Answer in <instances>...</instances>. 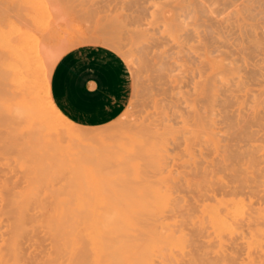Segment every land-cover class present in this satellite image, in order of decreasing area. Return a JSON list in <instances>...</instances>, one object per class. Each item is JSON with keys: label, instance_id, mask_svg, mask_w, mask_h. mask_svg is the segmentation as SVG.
I'll list each match as a JSON object with an SVG mask.
<instances>
[{"label": "rangeland", "instance_id": "374dc122", "mask_svg": "<svg viewBox=\"0 0 264 264\" xmlns=\"http://www.w3.org/2000/svg\"><path fill=\"white\" fill-rule=\"evenodd\" d=\"M191 1V0H190ZM189 0H0V39L2 38L4 41H5V44H4V41H3V43H2V41H0V90H2V92H1V94L3 95V96H5V97H8V98H10L11 100H13V101H19V102H16L17 104L19 103L20 104V101L22 102L23 100L22 99H24V101L26 102H22L21 103V105L23 106V108H25L27 105L28 106H32V108H33V110L34 109H37V108H39V110H40V108L42 109V110H40V111H42V112H44V110H43V108L45 109L46 107L48 108V105H49V108H52L51 110H49V108H48V110H47V108H46V110L47 111H45L46 113L47 112H49V114H52V113H54V114H52V118H53V116L54 115H58V117H60V116H63L65 119H63V117H60V119L62 120V121H60V119H59V124L61 125H59V127L61 128V129H64V128H62V127H64L65 125H66V127H67V130L68 129H75L74 131H79V132H81L82 131V133H84L83 135H84V139H86V140H84L82 137H80L81 139H79L80 141L79 142H81V143H84V144H88V147L87 146H85V147H83V145L82 146H79L78 148H80V149H77L76 148V154H77V156L75 155V154H73V150H70V149H64V151H62L61 152V155L60 154H58V161H56L55 159L56 158H54V159H47V162L49 161V163H47V164H45L46 163V160H44L45 161V163H41V162H38L39 164H38V167H36V166H34V167H31L32 169H30V168H28V167H25V166H22L23 165V163L22 162H18V157H17V155L15 154V153H17L18 151H19V149H20V147L18 148V147H16V146H18V144H17V142H15V140L14 139H16L15 138V136L17 137L18 135H20V136H18V138L17 139H19V140H16V141H20V140H22L21 138V136L23 135H21L20 134V132H21V130H22V125H20L21 124V122L19 123H16V125H14L15 123L14 122H11L9 119V115L7 116V112L5 113V111L3 110V112L5 113L4 115H5V117H6V120H5V123H3V128L8 132V135H7V133H6V135H4V136H1L0 138V143H1V145L2 146H0V174H1V176H0V190H2L3 188V190L5 191H7V192H4L3 190H2V192L4 193V194H7L8 196H14V194L15 193H18V192H21V193H29L30 192V194H33V193H39V195L41 196L40 197V199H39V197H37V199L36 200H30V202L29 201H23L24 203H26V202H28V203H33V204H35V202L37 203H44V204H47L49 201L51 202V203H55V201H54V197H56V195L57 196H60L61 195V192L60 191H63V190H61L60 188H62V185H66V186H68L67 184H66V182H68L69 181V183L71 184V186H72V184H74L73 185V189H74V187H75V184L78 182L77 180H75V179H77V178H79L78 180H79V182H80V180H81V178L82 177H75L74 175L76 174V173H78V172H82V170L80 169L81 167H82V169H83V167H85V166H87L88 165V163L90 162H93L92 164H89V166H91V167H93V166H95L94 168H96L97 167V169L101 166L102 167V165H103V163H107L106 165H108L109 167H108V169H106L107 171H106V174H107V172H110L111 173V175H110V173H109V175H107L106 177H103V178H95V177H93V176H91L92 174H86V172L84 171V173H85V175H84V173H79V175L81 174L82 176H84L85 177V180L86 181H84V178H82L83 180L82 181H84L83 183L81 182V183H78L77 185H80L81 184V188H83V186H84V189H81V190H79V188L78 189H75L76 191L77 190H79V192H83V191H86L87 190V187L89 186L90 187V189H89V187H88V191H95V190H102V188L100 187V184H102L103 182H107V184H106V186H105V183H103L101 186H103V188H109V186H110V184H112V183H114L113 181H115L116 179H117V176H118V173H116L115 175L113 174L112 175V173H114V170L117 168L116 166L118 165V163H120L121 161V164L122 163H124L125 161H123V160H125V159H123V158H125V157H127L126 159L130 162V164H128V165H130L129 167H128V165H126V167H125V170H127V171H125L124 173L122 172H119V174L121 173L122 174V176H123V179H122V177H119L120 178V183L118 182L119 180H116L119 184H122V182H121V179L122 180H124V176H126V172L128 173V175L129 174H134V176L132 175L131 177H132V179H136L137 181V185H139V186H137L136 185V187H135V185L133 184H131V182L133 181V180H129L128 179V181H129V183L126 181V184H122L123 185V187H125L124 185H128V184H130L131 185V187L133 186V187H135V188H137L138 189V191H136V189H134L135 191H136V193L139 195V197H140V199L141 198H143V199H145V198H147V199H145L144 200V203L142 202V204H152L154 201V199L158 196V193L159 192H166V193H170V191L172 190V189H174V190H179V184L180 183H178L177 184V179H178V177L180 176V174H181V172H183L184 173V175H185V172L187 171V164H186V151H184L185 150V143H184V141H183V143L182 142H180L179 143V140L180 141H182V140H184V138H182V140H181V138H178V137H182V133L186 136V134L187 133H184V132H186V131H184V130H186L185 128H183L182 126H181V122L178 120V118H177V116L174 118L173 117V119H172V116H174V113H171L172 115H170V111L172 110V112H173V107L175 106V105H177L178 104V102H180L179 101V97H180V95L179 94H183L184 92L187 94V89H188V78H187V74H186V70H183V68L182 67H180L179 65H177V63L176 62H174V57L175 56H180L181 55V57H182V59H184V60H189L190 59V61H191V58H194V59H192V60H194V61H196V62H200V61H203L204 60V62L203 63H201L200 65H201V68L203 69V67L202 66H206L205 67V69H203V71H204V77H206V78H208V80H210L211 82H215L216 84H217V86L215 87V89H214V91H213V94L211 93V92H208L207 93V97H206V105L208 104L210 107H212V105L213 106H215L216 105V107H214V108H216V109H218V108H222L223 107V105L225 104V105H227V107L228 108H230V107H232L233 109H235L236 107V109H238V108H243L244 107V109L242 110V112H241V114H243L244 112H245V110H246V108H247V110H248V108H249V106H250V108L252 107V105H254V102L252 101V99L254 98L252 95H255V94H264V0H222L223 1V3H222V1L221 0H215V2H217V4H215L213 1V3H211V1H209L210 2V4L211 5H217V7L219 6V9L217 10V8H215L216 10L214 11V7L212 6L211 7V5L209 4V6H206V4L207 3H209V2H206V1H204V0H200V2H202V1H204V2H206V4H204V6L205 7H209V9H206L204 6H201L202 5V3L200 4V2H199V0H194L195 1V3L197 2V3H199V6L201 7V8H203V9H200V7L198 6V4L196 3L195 5H194V2H190ZM208 1V0H207ZM219 1V2H218ZM221 1V2H220ZM189 2V3H188ZM193 3V4H192ZM188 4H190V5H188ZM157 5V6H156ZM192 6V7H191ZM194 6V7H193ZM197 6V7H196ZM260 6V7H259ZM180 9H179V8ZM192 8V9H191ZM222 8V9H221ZM238 10H237V9ZM179 9V10H178ZM194 9V10H193ZM171 10V11H170ZM175 10H178V12L177 11H175ZM183 10H188V11H190V12H188V13H191L190 15H192V13L194 12V11H196V12H194V18L192 17H190V15L188 16L186 13V11H185V13H184V11ZM193 10V11H192ZM198 10H199V12H198ZM165 11V12H164ZM166 11H167V13H166ZM192 11V12H191ZM238 11V12H237ZM156 13V14H155ZM166 13V14H165ZM181 13L183 14L184 13V15H181ZM204 13L206 14V15H204ZM208 13H210V14H212V15H214L213 16V19H212V17H211V19H209L208 17H210L209 15H208ZM171 14V15H170ZM186 14V15H185ZM168 15H170V16H168ZM180 15H181V17H180ZM201 15H202V17H201ZM203 15H204V17H203ZM208 15V16H207ZM172 16V17H171ZM177 18H176V17ZM207 16V17H206ZM165 17H167L166 18V20L164 19ZM171 17V18H170ZM183 17H184V19H183ZM190 19H189V18ZM196 17H199V18H196ZM219 17H221L220 18V20L218 19ZM253 17V18H252ZM174 18H176V19H179L180 18V20L182 21V20H185V21H183V23L182 22H180V21H178V20H176V19H174ZM200 18L201 19H203V21L204 22H199V21H197V20H200ZM214 18H216V20H214ZM195 21H194V20ZM223 19V20H222ZM234 19V20H233ZM152 20V21H151ZM169 20V21H168ZM190 20V21H189ZM207 20L209 21H212V22H207ZM239 20V21H238ZM160 21V22H159ZM173 21H175L177 24H179V26L177 27V26H174V25H177L176 23H174ZM186 21H188L187 22V25H185L186 24ZM200 21H202V20H200ZM215 21H217V22H215ZM242 21V22H241ZM254 21V22H253ZM167 24H166V23ZM227 22V23H226ZM156 23V24H155ZM169 23V24H168ZM171 23H173V24H171ZM185 23V24H184ZM155 24V25H154ZM183 24V26L185 25L186 27H182L181 25ZM199 24V25H198ZM173 25V26H172ZM225 25V26H224ZM239 25V26H238ZM248 25V26H247ZM167 26V27H166ZM195 26V27H194ZM169 27H171V28H173V27H175V30H173L172 29V31H171V29L169 28ZM189 27V28H188ZM219 27V28H218ZM237 27V28H236ZM250 27V28H249ZM22 28V29H21ZM170 30H169V29ZM18 29H20V30H18ZM167 31H166V30ZM241 29V30H240ZM263 31H262V30ZM153 30V31H152ZM170 32H169V31ZM188 30H189V32H188ZM197 32H196V31ZM223 30V31H222ZM232 30V31H231ZM260 30V31H259ZM34 33H33V32ZM146 31V32H145ZM173 31L176 33V31H177V34H175V33H173ZM181 31V32H180ZM219 31V32H218ZM255 31V32H254ZM262 31V32H261ZM27 32V33H26ZM30 32V33H29ZM210 32V33H209ZM253 32V33H252ZM21 34V35H19V34ZM24 33V34H23ZM146 33V34H145ZM171 33H173L172 35H171ZM218 33V34H217ZM228 33V34H227ZM17 34H18V36H17ZM150 34V35H149ZM186 34V35H185ZM28 35V36H27ZM162 35V36H161ZM165 35H166V37H165ZM168 35V36H167ZM178 37H177V36ZM230 35V36H229ZM236 35V36H235ZM256 35V36H255ZM14 36L17 38H15L14 39ZM22 36H25V38H26V40H25V38L23 37V38H20V37H22ZM164 36V37H163ZM172 36V37H171ZM175 36V38L177 37V39L175 40V38L173 39V37ZM200 36V37H199ZM221 36H223V37H221ZM258 36V37H257ZM7 37V38H6ZM34 37V38H33ZM144 37V38H143ZM154 37H155V39H154ZM159 37H161V38H159ZM169 37H171V38H169ZM199 37V38H198ZM202 37V38H201ZM234 37V38H233ZM244 37V38H243ZM33 38V39H32ZM164 38V39H163ZM168 38L169 39H171L173 42L171 43V40H168ZM224 38V39H223ZM1 39V40H2ZM140 39V40H139ZM161 39H163V40H161ZM166 39H167V41H168V43H170V44H166V43H164V42H162V41H165V42H167L166 41ZM217 39V40H216ZM223 39V40H222ZM236 39H237V41H236ZM29 40V41H28ZM230 40V41H229ZM242 40V41H241ZM158 41V42H157ZM170 41V42H169ZM180 41V42H179ZM253 41V42H252ZM18 42H19V44H18ZM23 42H25L24 44H23ZM33 42V43H32ZM162 42V43H161ZM197 42V43H196ZM237 42V43H236ZM7 43V44H6ZM35 43V44H34ZM40 43H41V45H40ZM86 43H98V44H103V45H106V46H108V47H111V48H113L114 50H116L117 52H119L123 57H124V59L126 60V62H127V64H128V68H129V76H130V78H129V87H128V94H127V100H126V105H125V108H124V110H123V112L117 117V118H115L114 120H112V121H110V122H108V123H106V124H102V125H97V126H87V125H83V124H79V123H77V122H75V121H73L72 119H70L66 114H64L63 112H62V110L57 106V104L55 103V101H54V99H53V96H52V91H51V76H52V74H50V72H53V69H54V67L53 66H55V64L57 63V61L59 60V58L64 54V53H66L68 50H70V49H72V48H74V47H76V46H79V45H81V44H86ZM159 43H160V45H159ZM177 43V44H176ZM217 43V44H216ZM219 43V44H218ZM2 44H4V45H2ZM19 46H18V45ZM21 44H23L24 45V48H23V45H21ZM33 44V45H32ZM45 44V45H44ZM177 45V46H179V48H178V50H175V51H173V46L174 45ZM187 46L186 48H188V47H190L189 49H190V53H189V49H187V51H188V54H187V52H186V48L185 49H183L184 51H185V53H184V51H182V48H183V46ZM186 44V45H185ZM188 44V45H187ZM240 44V45H239ZM28 45H29V47H30V49H29V51H30V53L28 52V48H26V47H28ZM165 47H164V46ZM169 45H170V47H172V48H170L169 47ZM175 45V46H176ZM189 45H191V46H189ZM200 45H201V47H200ZM38 46V47H37ZM43 46V47H42ZM194 46V47H193ZM232 46V47H231ZM235 46V47H234ZM13 47H15L16 48V50H18V51H21L20 53L21 54H23V49H24V51L25 52H27V53H29L30 54V61H31V64L33 65H31L30 64V62H29V60H28V56L25 54H23V55H20L19 57H18V54H16L15 52H16V50H15V48H13ZM21 48L20 50L18 49V48ZM49 47H51V48H54V49H59V54L60 55H58V56H55L54 58H51V60L54 62V64H51L52 66L50 67L49 66V68H50V71H48L47 70V65H49L50 63H51V61L50 60H48V58H47V56H46V54L44 53L45 52V50L46 49H48ZM167 47L169 48V50L167 49ZM193 47V48H192ZM213 47V48H212ZM34 48H35V50H37L36 52H35V50H34ZM167 49V50H166ZM174 49H177V47H175ZM209 49V50H208ZM212 49V50H211ZM259 49H261V50H259ZM11 50H14V51H11ZM33 50H34V52H33ZM195 50V51H194ZM238 50V51H237ZM17 51V52H18ZM181 51V52H180ZM11 52H13V54H11ZM180 52V53H179ZM204 52V53H203ZM257 52V53H256ZM35 53V54H34ZM173 53V54H172ZM175 53V54H174ZM170 54V55H169ZM177 54V55H176ZM187 54V55H186ZM201 54H203V55H201ZM238 54V55H237ZM262 54V55H261ZM14 56V58H13V56ZM37 55V56H36ZM45 55V56H44ZM169 55V56H168ZM172 55V56H171ZM186 55V56H185ZM216 55V56H215ZM24 56V57H23ZM36 56V57H35ZM42 56V57H41ZM20 57H23L24 59H23V61H24V63H22V61H21V58ZM26 57V58H25ZM44 57V58H43ZM190 57V58H189ZM227 57V58H226ZM239 57V58H238ZM3 60H5V61H3ZM12 58L13 59H15V60H12ZM17 58V59H16ZM32 58V59H31ZM35 58V59H34ZM45 58H47V59H45ZM231 58V59H230ZM196 59V60H195ZM201 59H203V60H201ZM224 59L225 60H227L228 59V62L227 61H224ZM17 60H19V61H17ZM49 61V63H47V61ZM200 60V61H199ZM233 60V61H232ZM236 60H237V62H236ZM15 62V65L17 64L18 66H16V67H14V68H17V67H19V68H21V66L23 67L24 66V69L26 68V69H28V66H32L31 68H33L34 67V69H35V72H33L34 71V69H33V71L31 72V71H28L29 72V74H27V75H30V77H28L27 75H26V73H28L27 72V70L25 69V70H23V72L25 71V73H24V75L25 76H27V77H23L24 75H23V72H20L21 74H19V72L18 73H16L17 72V70L19 71V68H17V69H12V67L13 66H11L10 65V63H12V62ZM26 61H28L29 62V64H27L26 63ZM38 61V62H37ZM230 61L232 62V64H228V63H230ZM7 62V63H6ZM17 62V63H16ZM35 62V63H34ZM56 62V63H55ZM225 62H227V63H225ZM242 62H245V64L244 63H242ZM251 63V64H249L248 65V63ZM256 62H259V63H261V64H259V63H256ZM9 63V64H8ZM22 63V65L20 66V64ZM239 65V66H237V64ZM14 64V63H13ZM24 64V65H23ZM25 64H27V65H25ZM47 64V65H46ZM225 64H226V66H225ZM241 64V65H240ZM255 64V65H254ZM2 65H3V67H2ZM41 65V66H40ZM44 65H46V66H44ZM210 67H208V66ZM229 67H228V66ZM252 67H251V66ZM4 66H6V67H4ZM234 66V67H233ZM255 68H254V67ZM263 66V67H262ZM10 67H11V69H10ZM224 67H226L225 68V70H224ZM234 70H232L231 68ZM240 67V68H239ZM2 68V69H1ZM9 68V69H8ZM31 68L29 67V69L31 70ZM209 68V69H208ZM227 68L229 69L228 71H230V72H232V73H234V74H232V73H230L229 75H228V71H226L227 70ZM239 70H238V69ZM23 69V68H22ZM22 69H20V71L22 70ZM231 69V70H230ZM235 69L236 70H238V74L240 75L239 76V79H237L238 78V74H237V71H235ZM262 69V70H261ZM4 70V71H3ZM13 70H15V72L13 71ZM167 70V71H166ZM182 70V71H181ZM207 70V71H206ZM222 70V71H221ZM44 71V72H43ZM168 71H169V73H171V75L168 73ZM216 71V72H215ZM218 71V72H217ZM222 72V74H221V72ZM224 71H225V73H224ZM245 71V72H244ZM248 71V72H247ZM3 72V73H2ZM8 72V73H7ZM47 72H48V74H47ZM215 72V73H214ZM240 72V73H239ZM242 72V73H241ZM31 73H32V75H31ZM185 73V74H184ZM213 73V74H212ZM227 73V74H226ZM246 73V74H245ZM43 74V75H42ZM47 74V75H46ZM170 76H169V75ZM221 75L222 76V78H221V76H220V78L219 77H217V76H215V75ZM241 74H243V75H241ZM15 77H20V79L22 78H26V80L24 79V80H17V79H19V78H15ZM16 75H18V76H16ZM34 75H36V78H32V76L33 77H35ZM181 75V76H180ZM185 75V76H184ZM214 75V76H213ZM224 75H227L226 77L224 76ZM245 75V76H244ZM257 75V76H256ZM7 76V77H6ZM11 76H13V77H11ZM42 76V77H41ZM45 76V77H44ZM48 76V77H47ZM224 76V77H223ZM233 76V77H232ZM234 76H236V77H234ZM173 77L175 78V80H173ZM186 77V78H185ZM216 77H217V79H216ZM230 77V78H229ZM242 77V78H241ZM257 77H260V78H258V80H256L257 79ZM7 78H9V80L7 79ZM11 78H13V80L12 81H16L17 82V85L15 84L16 82H14V84H13V82L11 81ZM15 78V79H14ZM28 78H30V79H28ZM42 78V79H41ZM45 78V79H44ZM232 78V79H231ZM37 79V80H36ZM180 79V80H179ZM187 79V80H186ZM215 79V80H214ZM218 79H220V80H218ZM222 79H224V81H222L223 83L224 82H226L225 84H222V83H220L221 82V80ZM241 79V80H240ZM261 79V80H260ZM27 80H29V81H27ZM34 81V80H36V82L35 83H38L37 85H39L38 86V88H34V86L35 87H37V85L36 84H34V82H32V81ZM48 80V81H47ZM179 80V81H178ZM183 80V81H182ZM186 80V81H185ZM214 80V81H213ZM217 80H218V82H217ZM226 80V81H225ZM234 82H233V81ZM243 80V81H242ZM254 80L256 81V82H254ZM6 81V82H5ZM38 81V82H37ZM220 81V82H219ZM228 81V82H227ZM239 83H238V82ZM259 81V82H258ZM24 82H25V84H24ZM27 82H29V83H27ZM42 82V83H41ZM49 82V83H48ZM179 84H178V83ZM182 82V83H181ZM261 82H263V83H261ZM4 83V84H3ZM31 83V84H30ZM33 83V84H32ZM43 83H48V85H46V84H43ZM151 83V84H150ZM185 83H186V86H185ZM234 83H236V84H234ZM241 83V84H240ZM245 83V84H244ZM18 84H20L21 85V87L19 86V87H16V86H18ZM22 84H24V86H23V88H22ZM178 84V85H177ZM227 84H229V85H227ZM248 84V85H247ZM260 86H258V85ZM26 85V86H25ZM28 85H31V86H28ZM32 85H34L33 87H32ZM222 85H224V86H222ZM234 85V86H233ZM252 85H253V87H252ZM176 86V87H175ZM177 86H179V88L177 87ZM230 86H232V87H230ZM244 86H246V88L244 87ZM16 87V88H15ZM25 87H27L28 89L29 88H31L30 90H28L27 88V90L29 91V93H30V95H28V93L26 92V94H24V93H22L21 94V96H20V98H17L19 95H20V93L18 94L17 92L19 91V92H25V90H24V88ZM44 87H46V88H44ZM173 87V88H172ZM175 87V88H174ZM221 87H224V88H221ZM226 87V88H225ZM234 87V88H233ZM250 87V88H249ZM252 87V88H251ZM255 87H257V88H255ZM14 88V89H13ZM34 90H33V89ZM41 88V89H40ZM44 88V89H43ZM178 88V89H177ZM221 88V89H220ZM229 88V89H228ZM242 88V89H241ZM254 88V89H253ZM16 89V90H15ZM17 89H18V91H17ZM20 89H21V91H20ZM23 89V90H22ZM36 89V90H35ZM179 89H181L180 91L182 92H179ZM223 89V90H222ZM231 89V90H230ZM233 89H234V91H233ZM252 90V91H250V90ZM31 90H33V92L31 91ZM45 90L48 92L49 91V93H44L45 92ZM177 90V91H176ZM225 90V91H224ZM17 91V92H16ZM38 91H40L39 93H38V95L36 94ZM184 91V92H183ZM220 91H222V92H220ZM227 91V92H226ZM233 92V93H231V95H230V93H228V92ZM245 91V92H244ZM254 91V92H253ZM35 92V93H34ZM154 92V93H153ZM179 93V94H177V93ZM253 94H252V93ZM33 93V94H32ZM51 93V94H50ZM175 93V94H174ZM184 93V94H185ZM210 93V94H209ZM215 93V94H214ZM217 93V94H216ZM224 95V97H223V95ZM241 93V94H240ZM247 93H248V95H247ZM35 94V95H34ZM48 94H50L49 95V97H47V98H50V100H51V98L53 99V100H51L52 101V103H50L49 104V101H48V104H47V98H46V96H48ZM171 94V95H170ZM212 94V95H211ZM235 94V95H234ZM250 94H252V95H250ZM26 95H28L29 97L30 96H32V97H30V98H32V99H29V101H30V105L29 104H27V103H29V101L27 100L29 97L27 96V99H26V97H24V96H26ZM44 95V96H43ZM177 95H179V97L177 96ZM232 95H233V97H232ZM238 95H239V97H238ZM245 95V96H244ZM33 96L35 97V98H33ZM170 96V97H169ZM216 96V97H215ZM218 96V97H217ZM220 96V97H219ZM234 96H235V98H234ZM242 96V97H241ZM14 97V98H13ZM16 97V98H15ZM22 97H24V98H22ZM162 97V98H161ZM172 97V98H171ZM174 97V98H173ZM213 98V104L211 103V101H212V98ZM244 97H246L245 99H244ZM171 100H170V99ZM215 98H216V100H215ZM221 98L223 99L222 101H221ZM224 98H226L227 100H228V102H227V100L226 99H224ZM232 98V99H231ZM235 100H234V99ZM240 98V99H239ZM15 99V100H14ZM18 99V100H17ZM19 99H21V100H19ZM34 99V100H33ZM165 99H166V104H164L165 102ZM219 99V100H218ZM237 99H239L240 101H238ZM28 102H27V101ZM37 102H36V101ZM41 100H43V102L44 103H46V104H44ZM46 100V101H45ZM159 100V101H158ZM167 100H170L171 102V104L169 103V101H167ZM215 100V101H214ZM235 102H234V101ZM31 101L33 102H36V104L34 103H32L31 104ZM42 102V107H43V105H45L43 108L40 106V103ZM54 101V102H53ZM155 101V102H154ZM175 102V103H174ZM214 102H216V104H214ZM218 102L220 103V104H222V105H219L218 104ZM239 103V105H238V103ZM245 102H247V103H245ZM251 102V103H250ZM39 105H38V104ZM172 103H173V105H172ZM249 103V104H248ZM23 104H25V105H23ZM163 104L164 105H166V107H164L163 106ZM237 104V105H236ZM244 104H246L245 106H244ZM37 105V106H36ZM181 105H182V108H184V103H181ZM207 105V106H208ZM219 107H218V106ZM224 105V106H225ZM22 106H19V108H22ZM25 106V107H24ZM34 106V107H33ZM54 106V107H53ZM57 106V107H56ZM221 106V107H220ZM240 106V107H239ZM243 106V107H242ZM262 106H264V105H262ZM3 107V106H2ZM15 107L16 108H18V105H15ZM36 107V108H35ZM164 109H163V108ZM168 107V108H167ZM30 108V107H29ZM130 108V109H129ZM163 109V111L164 112H162V109ZM3 109V108H2ZM158 109H160V110H158ZM170 109V110H169ZM231 109V108H230ZM1 110V109H0ZM59 112H58V111ZM149 110V111H148ZM244 111V112H243ZM56 112H58V114H56ZM59 113H62V114H60L59 115ZM147 115H146V114ZM153 113V114H152ZM162 113H164V114H162ZM48 114V115H49ZM135 114V115H134ZM151 114V117H154V118H151L149 115ZM159 114V115H158ZM263 114H264V112H263ZM146 115V116H145ZM154 115V116H153ZM166 115V116H165ZM163 116V117H162ZM67 117V118H66ZM149 117V118H148ZM159 117V118H158ZM162 117V118H161ZM9 118V119H8ZM167 118V119H166ZM66 119H68V120H71V122L69 121L67 124H66V121H68V120H66ZM153 119H155V120H153ZM162 119V120H161ZM138 120V121H137ZM142 120V121H141ZM149 120V121H148ZM152 120V121H151ZM161 120V121H160ZM163 120H165V121H163ZM171 120V121H170ZM9 121V122H8ZM138 123H137V122ZM147 121V122H146ZM159 121V122H158ZM116 122V123H115ZM120 122V123H119ZM132 122H133V127H132ZM143 122H144V124H146V127H143V129H141L140 131H139V129L144 125L143 124ZM151 122V123H150ZM164 122V123H163ZM165 122H166V124H165ZM180 123V125H179V123ZM9 123H11V124H9ZM73 123V124H72ZM119 125H118V124ZM162 123V124H161ZM167 123H168V125H172V126H168L167 125ZM8 124V125H7ZM65 124V125H64ZM72 124V128H70L71 125ZM122 124V125H121ZM129 124H131L130 126H129ZM136 124V125H135ZM149 124V125H148ZM155 124V125H154ZM245 124H247V125H245ZM260 124V125H259ZM6 125V126H5ZM10 125V126H9ZM110 125V126H109ZM121 125V126H120ZM126 125V126H125ZM137 125H138V127H137ZM140 125H142L141 127H140ZM153 125V126H152ZM163 125V126H162ZM165 125V126H164ZM251 125H252V128H251ZM254 125V126H253ZM5 126V127H4ZM11 126H13L14 128L12 129V127ZM19 126H20V128H19ZM115 126H117V131L114 129L115 128ZM123 126V127H122ZM155 126V127H154ZM167 126V127H166ZM179 126H181L180 128H178ZM245 126L247 127V129L245 128ZM259 126V127H258ZM263 126H264V121L262 120V121H254V123L253 122H250V123H244V122H241V123H239V125H236V126H231L232 128L231 129H229L230 127H228V128H226V129H223L222 131H221V133L222 134H220V136H222L223 137V139H222V141H221V143L223 144V149L224 150H226L227 148H229L228 146L230 145V144H232L233 146L234 145H236V146H234V150L233 151H235L236 153H238L239 154V156L240 157H238V154H236L237 155V157H236V159H237V161H238V163H240V161L242 160L243 161V159H244V163L241 161V164H238V165H236V167H238L237 168V170L238 171H236L235 173H236V175L238 174H240L239 176H240V178L237 176L236 177V175H235V178H239L238 180H239V183L244 179H246L245 181L247 182V184H246V182L245 183H243V181H242V183H243V185L244 186H242V183H240L241 184V189L240 190H238V192H239V196L240 197H242V196H244V197H242L243 199H244V202H245V211L244 212H242L240 215H239V217H238V219H237V227L239 228L238 229V233H236L235 235H233L232 236V238L229 236V234L228 235H226L225 237V240H227V241H225V246L226 247H231L232 246V248L233 249H231V248H226L225 247V251H227L228 252V254L230 253V255H231V253H232V250H233V253H232V256H227L226 254H227V252H225V259H226V257H227V259L229 258V257H232L231 258V260H230V258H229V261L231 262L232 260L233 261H235V262H233V264H248V262L251 264V263H253V261L255 260L254 259V257H256V260L254 261V263L255 264H264V257H262V256H264V247H262L263 245H264V228L262 227V226H264V217H257L256 219H253L252 221V224H254V225H252L251 223H250V212H252V214H257V215H259V213H260V215L262 214L263 216H264V204H262V202L264 203V198H263V196H264V130H263ZM9 127V128H8ZM11 127V128H10ZM65 127V128H66ZM69 127V128H68ZM78 127H80V128H78ZM92 127H95V128H92ZM108 127H109V129H108ZM110 127H111V129H110ZM119 127V128H118ZM129 127H132L131 128V130L133 131V133L131 134V131H130V128ZM140 127V128H139ZM155 129H154V128ZM163 127H165V128H167V129H165V128H163ZM171 127V128H170ZM235 127H237V129L235 128ZM244 127V128H243ZM261 127V128H260ZM122 128H127V129H129L128 131H127V129H126V131H127V133L125 132V129H123V131H121V134H120V131H118L119 129L120 130H122ZM134 128H136V130H133ZM151 128V129H150ZM163 128V129H162ZM256 130H255V129ZM259 128V129H258ZM77 129V130H76ZM87 129V130H86ZM93 129V130H92ZM112 129H114V130H112ZM159 129V130H158ZM184 129V130H183ZM252 129H253V131H252ZM92 130V131H91ZM102 130V132H105V133H107V134H104V133H100V131ZM107 130H110V131H107ZM143 130V131H142ZM151 130V131H150ZM153 130V131H152ZM155 130V131H154ZM162 130H164V131H162ZM166 130V131H165ZM178 130H181L180 131V133H178L179 131ZM229 130H232V131H230V133H229ZM64 131H66V129L64 130ZM85 131L86 132H88V134L87 133H85ZM95 131V132H94ZM135 131V132H134ZM146 131V132H145ZM158 131V132H157ZM160 131V132H159ZM162 131V132H161ZM184 131V132H183ZM224 131H225V133H224ZM234 131V132H233ZM14 133V138H12V137H10V136H13V133ZM16 132H18L19 134H17V135H15L16 134ZM115 132V133H114ZM122 132H124V133H122ZM138 132V133H137ZM148 132V133H147ZM153 134H152V133ZM166 132V133H165ZM167 132H169L168 133V136H167ZM174 132V133H173ZM233 132V133H232ZM258 132H259V134H258ZM262 132H263V134H262ZM11 133V135L9 136V134ZM21 133H24L23 131L21 132ZM92 133V134H91ZM98 133H100V135L98 134ZM109 133L111 134V138L112 137H114V138H112V140L113 139H115L119 134V136H120V140H121V142L119 143V141L120 140H117V138H116V140H114V142L111 140V142L110 141H108V142H110V143H115L114 144V146L113 147H115L114 149H116L117 150V148H116V146L117 147H120V149L123 151H119V153H118V151L116 152V150H114L113 151V147H112V149L111 148H108L109 146H105V142H107V140H110L109 138ZM147 133V134H146ZM229 135H228V134ZM232 133V134H231ZM237 133V134H236ZM95 134L97 135V136H95ZM140 134H142V135H145V136H141ZM165 134V135H164ZM170 134V135H169ZM228 136H227V135ZM230 134H231V136H230ZM239 134V135H238ZM243 134V135H242ZM257 134V135H256ZM261 134V135H260ZM25 135V134H24ZM23 135V136H24ZM86 135H88V136H86ZM90 135L91 136H93L92 138H94L95 140H96V138L99 140H97L99 143H100V141H101V143H100V145H98V143L96 142V144H95V142L92 144V140H94V139H92V140H90ZM98 135L100 136V137H98ZM101 135H104V136H102V139H101ZM105 135H107V138H105L106 136ZM109 135V136H108ZM113 135H117V136H113ZM122 135H123V137H124V141H125V145H121V143L123 142V140H122ZM137 135H140V136H137ZM149 135V137L150 138H152V140L154 139V141H150V140H148V139H150V138H147V136ZM155 137H154V136ZM239 136V137H236V136ZM240 135L243 137V139H245V141L244 140H242V137H240ZM250 135V136H249ZM6 136H7V139H8V141L10 140V142L9 143H11V144H8V141L6 140ZM125 136H126V138H128V137H130L131 138V140H130V138H128V141H129V145L128 144H126V138H125ZM154 138H153V137ZM165 136V137H164ZM184 136V137H185ZM225 136H227L226 138H225ZM4 137V138H3ZM21 137V138H20ZM89 138V141H88V138ZM109 137V138H108ZM143 137H146L145 139L143 138ZM187 137V136H186ZM185 137V138H186ZM222 137H220V138H222ZM229 137H231V138H229ZM233 137V138H232ZM259 139H258V138ZM3 138V139H2ZM66 138V139H65ZM168 138V139H167ZM178 138V139H177ZM224 138L225 139H227V140H225V143H224ZM229 138V139H228ZM239 139V141H238V143H237V140H235V139ZM247 138H248V140H247ZM249 138H251L252 139V141H251V139H250V141H249ZM256 138V139H255ZM64 141H65V143L64 144H66L67 143V141L69 140V138L67 139V137H64ZM235 141H234V140ZM6 140V141H5ZM14 142H13V141ZM72 140H74L73 141V143H77V142H75L77 139H72ZM82 140V141H81ZM102 140H103V142H102ZM146 140H147V142H146ZM158 140L160 141V143L158 142ZM172 140V141H171ZM178 140V141H177ZM229 140V141H228ZM232 140V141H231ZM259 140V141H258ZM260 140H261V142L262 143H260ZM4 141V142H3ZM133 141H135V142H133ZM149 141V142H148ZM258 141V142H257ZM6 142V143H5ZM13 142V143H12ZM146 142V143H145ZM179 144H178V143ZM231 142V143H230ZM236 142V143H235ZM240 142V143H239ZM243 142V143H242ZM250 142V143H249ZM6 146V148H5V146L3 145V144ZM128 143V142H127ZM133 143V144H132ZM135 143V144H134ZM148 143V144H147ZM159 145H158V144ZM176 143V144H175ZM230 143V144H229ZM244 143H245V145H244ZM89 144H91L92 145V148H94V146L96 147V145L99 147H101V145H103L102 147H104L102 150H101V148L99 147H96L97 149H94V151H98L97 152V155L98 156H102V155H105V157H104V161L103 162H101L100 164L101 165H99L98 163H99V161H98V159H100L101 160V158L100 157H98L97 158V160H94L96 157L95 156H93L92 154L93 153H96V152H94L93 151V149H92V152H89V150H90V148H89ZM157 144V145H156ZM251 144V145H250ZM15 145V146H14ZM74 145V144H73ZM137 145V146H136ZM145 145V146H144ZM151 147H150V146ZM153 145V146H152ZM156 145V146H155ZM174 145V146H173ZM240 145V146H239ZM250 145V146H249ZM259 145V146H258ZM3 146H4V149H3ZM76 146V145H75ZM182 146V147H181ZM243 146V148H242V150H241V147ZM246 146V147H245ZM249 146V147H248ZM252 146L254 147V148H252ZM260 147V150H256V151H254V149H257V147ZM263 146V147H262ZM12 147H13V149H12ZM91 147V146H90ZM106 147L108 148V150H109V152H105L104 151V149H106ZM126 147V148H125ZM136 147H137V149H136ZM150 147V149H148ZM156 147V148H155ZM175 147H176V149H175ZM179 147H181V148H179ZM240 147V148H239ZM244 147H245V149H247V151L246 150H244ZM7 148L9 149V150H7ZM17 148V151L15 152V149ZM64 148V147H63ZM82 148V149H81ZM141 150H140V149ZM143 148V149H142ZM173 148V149H172ZM231 148H233V147H231ZM238 148L240 149V150H238ZM250 148H251V153H249L250 151H248V150H250ZM12 149V150H11ZM84 149H86V150H84ZM126 149V150H125ZM138 151H140L139 153L138 152H136V150ZM155 149V150H154ZM157 149V150H156ZM259 149V148H258ZM82 151L81 153L79 152V151ZM149 150V151H148ZM176 150V151H175ZM237 150L238 151H241V152H243V150H244V152L243 153H239V152H237ZM14 151V152H13ZM67 151V152H66ZM69 151V152H68ZM88 151V152H87ZM142 151V152H141ZM145 151V152H144ZM152 151V153H149V152H151ZM172 151H174V152H172ZM261 151V152H260ZM64 152V156L62 155V153ZM71 152V154L73 155V156H71L69 153ZM78 152V153H77ZM103 153V154H100V153ZM105 152V153H104ZM183 152V153H182ZM246 152H248L249 153V155L251 154V155H257L256 157H258V159L255 161V159H252L253 157H255V155L254 156H248V153H246ZM12 153H14L13 154V156H12ZM149 154V155H147V154ZM172 153V154H171ZM175 153V154H174ZM256 153H258V154H256ZM10 154V155H9ZM68 156H67V155ZM100 154V155H99ZM110 154L112 155V154H114V155H112V157L110 156ZM129 154H131V156L129 155ZM133 154V155H132ZM134 154H135V156H134ZM141 154H143V155H141ZM147 155V156H145V155ZM153 154V155H152ZM183 154H184V156H183ZM243 154V155H242ZM245 154H247L246 156H245ZM263 154V155H262ZM5 155V156H4ZM70 155V156H69ZM79 155H81L80 157H79ZM85 155V156H84ZM90 155H92L93 156V158H92V156L90 157ZM95 155V154H94ZM96 155V156H97ZM109 155V156H108ZM139 155L141 156V157H139ZM259 155V156H258ZM261 155V156H260ZM12 156V157H11ZM119 156V157H118ZM133 156V157H132ZM136 156H138V157H136ZM154 156V158L157 156V160H155V159H153L152 157ZM158 156H160L161 157V159L162 160H160V158L158 157ZM173 156V157H172ZM182 156H183V159H182ZM244 156V157H243ZM8 159H7V158ZM57 157V156H56ZM69 157V158H68ZM73 157V158H72ZM87 157V158H86ZM89 157H90V160H89V162H87V159H89ZM95 157V158H94ZM112 158V161H111V159L110 160H106V159H109V158ZM113 157H116L115 158V161H113L114 159H113ZM147 157V158H146ZM151 157V158H150ZM171 157V158H170ZM247 159H246V158ZM255 157V158H256ZM4 158V159H3ZM5 158H6V160H5ZM18 158V159H17ZM68 158V159H67ZM77 159V158H79V160H81L82 158H86V161H83V160H81L80 162H83V164L85 165H83L82 163H81V167L80 166H78L79 165V160H78V162L77 161H72L73 159ZM91 158L93 159V160H91ZM117 158H118V160H117ZM242 158V159H241ZM250 158L252 159V160H250ZM263 158V159H262ZM3 159V160H2ZM11 159V160H10ZM17 159V160H16ZM39 160H42V159H40V158H38ZM67 161H69V159H71L70 160V162H67ZM141 159H143L142 161H141ZM149 159V161L152 163L153 161H154V163H156V167L158 168V166L160 167L159 168V170H157V168H156V170L158 171V172H156L155 171V166L153 167V163L152 164H150L149 163V165L148 164H146L145 162H144V160L147 162V160ZM159 159V160H158ZM171 159V160H170ZM178 159H179V161H178ZM239 159H240V161H239ZM54 160V161H56L55 163H54V165H57V167H56V170L58 169V168H62V172H63V169H64V167L65 168H67L66 170H65V174H66V176H67V179L68 180H63V178H64V173H60V170H57L59 173L57 174L56 172H54L55 171V168H53L52 170H51V168L54 166H52V161ZM63 160H65V164H64V161ZM118 161V163H117V161ZM120 160V161H119ZM134 160V161H133ZM152 160V161H151ZM249 160L252 162H249ZM263 160V161H262ZM15 161V163H13V162ZM53 161V162H54ZM59 161H60V163H61V165H60V163H59ZM95 161V162H94ZM98 161V162H97ZM111 161V162H110ZM128 161H127V163H128ZM131 161L132 162H134V163H131ZM157 161V162H156ZM167 161V162H166ZM177 161V162H176ZM259 161H261V162H259ZM63 162V163H62ZM72 162V164H70ZM74 162V163H73ZM110 162V163H109ZM115 162V163H114ZM171 162V163H170ZM181 162L183 163V164H181ZM260 164H259V163ZM263 162V164H261ZM16 163H18V164H16ZM78 163V164H77ZM114 163V168L115 169H112L113 170V172L111 171V168H113V165L112 164ZM117 163V165H115ZM243 163V164H242ZM254 163L256 164V166H254L253 167V165H254ZM6 164V165H5ZM40 164H42L43 165V169L46 171V167L45 166H48L49 164L52 166H50V170L48 169L46 172L45 171H43V169L42 168H40ZM58 164H59V166H58ZM76 164V165H75ZM142 164H144V166H145V164L146 165H148V166H145V167H148V169L149 168H151V170L149 171L148 169H141L142 168ZM160 164V165H159ZM176 164V165H175ZM186 164V165H185ZM245 164V165H244ZM16 165V167H14ZM68 165V167H66ZM106 165H104V166H106ZM152 165V166H151ZM171 165H173L172 166V168H171ZM239 165H241V166H239ZM48 166V167H49ZM89 166H87V167H89ZM103 166V167H104ZM118 166H121V165H118ZM122 166H123V164H122ZM125 166V165H124ZM123 166V167H124ZM143 166V167H144ZM35 167H36V171H38L39 169L38 168H40V172L38 171V172H34V170H35ZM55 167V166H54ZM70 167H72V169L70 168ZM76 167H78V169L76 168ZM111 167V168H110ZM122 167V168H123ZM131 167V168H130ZM179 167V168H178ZM186 167V168H185ZM241 167V168H240ZM245 167H246V169H245ZM250 167V168H249ZM255 167H256V169H255ZM262 167V168H261ZM19 168V169H18ZM105 168V167H104ZM106 168H107V166H106ZM121 168V167H120ZM127 168V169H126ZM128 168L130 169V172H134V173H129L128 171ZM133 168H135L134 170H132L131 171V169H133ZM182 170H181V169ZM185 168V169H184ZM243 168V169H242ZM258 168V169H257ZM24 169H25V171H24ZM42 169V170H41ZM71 169V170H70ZM74 169L76 170V172H74ZM80 169V170H79ZM109 169H110V171H109ZM117 169H119V168H117ZM116 169V170H117ZM153 169V170H152ZM243 170V171H241V170ZM15 170V171H14ZM27 170H28V172H27ZM33 172H32V171ZM67 170H69V171H67ZM78 170V171H77ZM122 170H124V168L122 169ZM121 170V171H122ZM20 171V172H19ZM22 171V172H21ZM53 171V172H52ZM140 171H142V172H140ZM155 171V172H154ZM239 171H241V172H239ZM245 171V172H244ZM252 171V172H251ZM255 171H257V172H255ZM19 172V173H18ZM27 172V174H25V173ZM52 172V173H51ZM74 172V173H73ZM115 172H117V171H115ZM151 172L152 173H154L153 175H156L155 176V178H157V180H159L160 182L158 183L159 185H157V182H152L151 181V179H150V177L151 178H153L154 176L153 175H151ZM239 172V173H238ZM22 173V174H21ZM24 173V174H23ZM32 173V174H31ZM39 173V174H38ZM40 173H41V175H40ZM51 173V174H50ZM54 173V174H53ZM69 173V174H68ZM74 175H73V174ZM140 173H141V175H143L142 177L144 178V180L143 179H141L142 177L140 176ZM143 173V174H142ZM150 173V174H149ZM231 174V172H229V170H226L225 171V174H226V177L227 178H225L226 180L227 179H229V178H232V176L231 175H228V174ZM243 173V174H242ZM258 175H257V174ZM14 174H15V176H14ZM28 174H30V175H28ZM49 175V179L47 178L48 177V175L45 177V175ZM64 174V175H63ZM233 174V173H232ZM245 174V175H244ZM28 175V176H27ZM38 175H40L39 177H38ZM52 175H54V177L52 176ZM55 175H57V177H59L60 175H61V178L59 177L58 179H57V177L55 176ZM69 175V176H68ZM73 175V176H72ZM78 175V174H77ZM230 176V177H228V176ZM241 175H242V177H241ZM250 175H251V177H250ZM5 176V177H4ZM24 177V179L23 178H21V177ZM25 176H27V177H25ZM33 176V177H32ZM36 176V177H35ZM63 176V177H62ZM65 176V177H66ZM71 176H72V178L73 177H75V179L73 178L72 180H70L71 179ZM89 176V177H88ZM150 176V177H149ZM245 176H247L249 179H247V178H244ZM252 176H253V179H255L256 178V176L257 177H259L260 176V178H258V182H257V178L253 181H251V185H252V187L254 186V188H256V186H258L256 189L259 191V192H256V190L254 189V188H252L251 187V185L249 184L250 183V180L252 179ZM34 177H35V179H36V181H38V184L36 183V181H35V179H34ZM37 177H38V179H37ZM45 178V180L46 179H48L47 180V182L46 181H44V182H46V184L44 183V185L43 184H41V182H39L40 180H42V178ZM53 177V178H52ZM55 177H56V179H55ZM68 177H70V178H68ZM86 177H88V178H86ZM128 177H130V176H127L126 177V180H127V178ZM146 177H148V179L146 178ZM234 177V176H233ZM21 178V179H20ZM30 179L29 181H28V179ZM39 178H41L40 180H39ZM105 178V179H104ZM242 178V179H241ZM6 180V182H5V180ZM19 179H20V181H19ZM23 179V180H22ZM50 179H53V181L55 180L56 182H52V180H50ZM59 179L60 180H63V181H61V183H60V181H59ZM66 179V178H65ZM101 179V180H100ZM109 179H110V181H112V182H110L109 181ZM154 179V178H153ZM164 179V180H163ZM171 179V180H170ZM8 180V181H7ZM34 180V181H33ZM44 180V179H43ZM43 180H42V183H43ZM73 180H75V182L76 183H74V181ZM108 180V181H107ZM147 180V181H146ZM249 180V181H248ZM263 181V182H261L262 184H260V181ZM4 181V182H3ZM10 181V182H9ZM19 181V182H18ZM49 181V182H48ZM92 182V184L90 183V182ZM101 181V182H100ZM115 181V182H116ZM139 181V182H138ZM142 181H144V182H142ZM149 181H151V183H152V188H154L153 190V192H152V188L150 189L149 188V192H152V194L151 193H149L147 190H146V187H149V186H144L145 187V189H143V188H141L142 186H143V183H144V185L145 184H147V182H148V185L149 184H151ZM153 181H155V179L153 180ZM164 181V182H163ZM8 182V183H7ZM11 182H13V183H11ZM31 182V183H30ZM59 182V183H58ZM72 182V183H71ZM146 182V183H145ZM253 182V183H252ZM257 182V183H256ZM15 183H16V185H18V186H16L15 185ZM23 183V184H22ZM52 183V184H51ZM53 183H58V184H56V185H54ZM93 183H94V185H93ZM117 183V184H118ZM123 183H125V182H123ZM128 183V184H127ZM132 183H135V182H132ZM142 184V186H140L141 184ZM161 183V184H160ZM163 183V184H162ZM256 183V184H255ZM12 185V184H14V185H12V186H9V187H7L8 185ZM21 184V185H20ZM39 184H41V185H43L44 187H43V189H42V186H40ZM50 184V185H49ZM69 184V185H70ZM116 184V183H115ZM115 184H112L111 185V194H107V195H112L111 197H117V195L118 194H125L126 195V192H127V197H128V195L130 196V192H128L127 190H128V187L129 186H126L127 187V190L125 189V188H123V189H125L126 191H125V193L124 192H122V191H120V192H118L117 190H116V186H118L117 184L115 185ZM156 184V185H155ZM20 185V186H19ZM50 187V186H52V188L50 187L49 189L50 190H53V191H50V190H48V186ZM83 185V186H82ZM114 185H115V187H114ZM122 185L121 186H118L117 187V189H119V187H121L122 188ZM178 185V186H177ZM15 186V187H14ZM30 186V187H29ZM32 186V187H31ZM47 186V187H46ZM54 186V187H53ZM65 186V187H66ZM70 186V187H71ZM154 186H156L157 188H155ZM245 186H247L246 188H245ZM259 186H261L260 188H259ZM15 188V189H13V188ZM26 187V188H28V189H25V191H24V188ZM41 187V188H40ZM64 187V186H63ZM64 187V188H65ZM70 187H68L69 188V190L68 191H70ZM139 187V188H138ZM162 189H161V188ZM165 187V188H164ZM178 187V188H177ZM182 186H180V188H181ZM6 188V189H5ZM11 188H12V190H11ZM17 188V189H16ZM22 188V189H21ZM40 189L41 190V192H37V190L38 189ZM59 188V190H57ZM68 188H66L65 189V192L67 191V189ZM77 188V187H76ZM141 188V189H140ZM177 188V189H176ZM249 188H251V189H249ZM32 189H33V192H32ZM36 189V190H35ZM131 189V188H130ZM181 189H184L183 187L181 188ZM249 189V190H248ZM261 189V190H260ZM262 189H263V191H262ZM11 190V191H10ZM13 190H16V191H13ZM56 190H57V192L59 193L60 192V194L58 195L57 193H56V195H53L55 192H56ZM75 190H73L74 192L72 193H70V194H68L67 192V194L65 195V194H63V192H62V194L63 195H65V196H62L61 195V197H66V196H69V197H71V196H74L75 197V194L77 195V193H76V191ZM112 190L114 191V193H112ZM122 190V189H121ZM139 190H141V191H139ZM144 190H145V193H146V195H145V193H144ZM168 190V191H167ZM245 190V191H244ZM28 191V192H27ZM45 191H46V193H45ZM48 191H50L49 193H48ZM72 191V190H71ZM104 191V190H103ZM105 191L107 192V193H109L108 191H107V189H105ZM132 191H133V189H132ZM246 191H247V194H245L246 193ZM248 191H249V193H248ZM254 191H255V193H254ZM261 191V192H260ZM13 192H15V193H13ZM42 192H43V196H42ZM52 192V193H51ZM78 192V193H79ZM242 192H244V193H242ZM250 192H253V195L250 193ZM75 193V194H74ZM133 193V192H132ZM135 193V194H136ZM140 193V194H139ZM257 193V194H256ZM259 193H260V195H259ZM11 194V195H10ZM19 194V193H18ZM18 194H16V195H18ZM73 194V195H72ZM134 194V193H133ZM133 194L131 195V196H133ZM134 194V197H132L131 198V196L130 197H128V199H129V203H131V202H134V201H136V199H135V196L137 195H135ZM145 195L144 197L142 196H140V195ZM150 194H151V196H153V198L154 199H151L152 197L150 196ZM183 194V193H182ZM241 194V195H240ZM244 194V195H243ZM250 194V195H249ZM254 194H256V195H254ZM34 195V194H33ZM39 195H36V196H39ZM50 195V196H49ZM115 195V196H114ZM257 195H259V196H262L261 198L260 197H257ZM46 198H45V197ZM51 196H53V197H51ZM122 198H124L125 197V199H127L126 198V196H124V195H120ZM120 196H118V197H120ZM147 196V197H146ZM250 196H252L251 198H250ZM254 196V197H253ZM49 197V198H48ZM151 197V198H150ZM249 197V198H248ZM50 198H51V200H50ZM132 199H135L134 201L132 200ZM140 199L139 198H137V201L138 202H136V204H140L141 202H140ZM142 199V200H143ZM257 199V200H256ZM41 200V202H39ZM48 200V201H47ZM53 200V201H52ZM132 200V201H131ZM141 200V201H142ZM252 200V202H251V205H250V202L249 201H251ZM263 200V201H262ZM43 201V202H42ZM153 201V202H152ZM256 201H258L259 203H256ZM46 202V203H45ZM50 202L48 203V204H50ZM145 202H148V203H145ZM20 203H22V202H20ZM247 203V204H246ZM249 204V205H248ZM256 204V205H255ZM246 205H248V206H246ZM253 205V207H251V209H249L250 207L249 206H252ZM248 207V208H247ZM256 207V209H254ZM247 210H248V212H247ZM250 210V211H249ZM254 210V211H253ZM256 211H259V213H256ZM245 213H248V215L249 216H245ZM246 217H248V218H246ZM259 218V219H258ZM245 219V221H243L242 222V220H244ZM263 219V220H262ZM256 220V221H255ZM239 221V222H238ZM259 221V222H258ZM261 221V222H260ZM242 224H241V223ZM245 222H247L246 224H245ZM241 224V226H239V224ZM250 223V224H249ZM258 223V224H257ZM259 223H262L261 225L259 224ZM245 225V227H243L242 225ZM252 226V228H251V226ZM259 225V226H258ZM248 226H250V227H248ZM255 226H257L256 228H253V227H255ZM243 227V228H242ZM242 230H241V229ZM250 229H254V231L256 232L257 230L258 231H260L261 229V231L260 232H256V234H255V238H256V240H253L252 241V238L251 237H248V235H250V233L249 232H251V230ZM256 229V230H255ZM243 231H245V232H243ZM249 231V232H248ZM241 232V233H240ZM263 232V233H262ZM242 233H244L245 235H243ZM258 233V234H257ZM262 235H261V234ZM258 237H257V236ZM263 237V240L261 241V237ZM242 236V237H241ZM230 237V238H229ZM234 237H235V239L237 238V246H236V240L234 239ZM241 237V238H240ZM244 237H245V239H244ZM260 237V238H259ZM243 238V239H242ZM247 238V239H246ZM251 238V239H250ZM230 239V240H229ZM259 239V240H258ZM232 240V241H231ZM240 240V241H239ZM242 241V242H241ZM247 241V242H246ZM257 241V242H256ZM258 241L260 242V244L259 245H257V244H255V243H258ZM229 242V243H228ZM239 242H241V246H239L240 245V243ZM244 242V243H243ZM248 242H250V243H248ZM262 242V243H261ZM233 245H232V244ZM245 243H248L249 245H247V244H245ZM251 243H252V245L254 244V246H252L251 245ZM227 244H228V246H227ZM245 244V245H244ZM247 245V247L245 248V246ZM240 248H239V247ZM258 247H259V249H261L260 251H259V249H258ZM238 248V250H236ZM245 250H244V249ZM257 248V249H256ZM227 249V250H226ZM230 249H231V251H230ZM241 249V250H240ZM250 249H252V251L250 250ZM255 249V250H254ZM263 249V250H262ZM247 250V251H246ZM238 253H237V252ZM241 251V252H240ZM243 251H244V254H243ZM254 251L255 252H257V254L255 253L254 255H251V254H253L254 253ZM259 251V252H258ZM249 252H251V253H249ZM246 253V254H245ZM260 253H262V254H260ZM240 255V256H238V255ZM242 255V256H241ZM251 255V256H250ZM262 255V256H261ZM235 256V257H234ZM236 256H238V257H236ZM249 256L251 257L250 259H249ZM258 256H259V259H257L258 258ZM261 256V257H260ZM239 257H241V260H240V258ZM246 257V258H245ZM245 258V259H244ZM227 259H226V261H227ZM236 260H237V262H236ZM250 260L252 261V262H250ZM259 260V261H258ZM257 261V262H256ZM228 262V261H227ZM232 262L230 263V264H232ZM259 262V263H258ZM253 263V264H254ZM157 264H160V262L157 260Z\"/></svg>", "mask_w": 264, "mask_h": 264}, {"label": "bare ground", "instance_id": "6f19581e", "mask_svg": "<svg viewBox=\"0 0 264 264\" xmlns=\"http://www.w3.org/2000/svg\"><path fill=\"white\" fill-rule=\"evenodd\" d=\"M187 1V0H186ZM190 1V0H189ZM192 1V0H191ZM190 1V2H191ZM197 1V0H196ZM204 1H206V2H209V1H211V3H215V4H217V2H215V0L213 1V0H204ZM204 1H202V2H200V0H199V2H200V4L202 3V5L201 6H204V4H206V2H204ZM213 1V2H212ZM222 1V0H221ZM220 1V2H221ZM225 1V0H224ZM245 1V0H244ZM192 2H194V5L197 3H195V1L193 0ZM219 2V1H218ZM189 3V2H188ZM213 3V4H214ZM222 3H223V1H222ZM193 4V3H192ZM198 4V6H199V3H197ZM209 4H210V2L209 3H207L206 4V6H209ZM188 5H190V4H188ZM211 5V4H210ZM157 6V5H156ZM213 5H211V7H212ZM215 6V7H214ZM213 7V9H214V11L216 10L215 8H217V10L219 9V6L217 7V5H214ZM192 7V6H191ZM194 7V6H193ZM197 7V6H196ZM200 7V6H199ZM205 7V6H204ZM260 7V6H259ZM179 8V7H178ZM206 9H209V7L207 8V7H205ZM180 9V8H179ZM178 9V10H179ZM192 9V8H191ZM200 9H203V8H201L200 7ZM222 9V8H221ZM237 9V8H236ZM178 10H175V11H177L178 12ZM194 10V9H193ZM192 10V11H193ZM238 10V9H237ZM171 11V10H170ZM184 11V13H185V11L186 10H183ZM188 11V10H187ZM186 11V12H187ZM191 11V12H192ZM165 12V11H164ZM188 12H190V11H188ZM186 13L188 16L191 14V13ZM194 12H196V11H194ZM194 12L192 13V15L194 14ZM198 12H199V10H198ZM238 12V11H237ZM166 13H167V11H166ZM165 13V14H166ZM184 13L182 14L181 13V15H184ZM156 14V13H155ZM185 14V15H186ZM210 13H208V15H209ZM171 15V14H170ZM170 15H168V16H170ZM181 15H180V17H181ZM192 15H190V17L192 18L193 16ZM204 15H206L205 13H204ZM204 15H203V17H204ZM207 15V16H208ZM206 16V17H207ZM210 17H208L209 19H211V17H212V19H213V16L214 15H212V14H210L209 15ZM172 17V16H171ZM170 17V18H171ZM176 17V16H175ZM201 17H202V15H201ZM166 18L167 17H165L164 19L166 20ZM177 18V17H176ZM176 18H174V19H176ZM189 18V17H188ZM194 18V17H193ZM196 18H199V17H196ZM218 18V17H217ZM220 18L221 17H219L218 19L220 20ZM253 18V17H252ZM168 19V18H167ZM183 19H184V17H183ZM190 19V18H189ZM176 20H178V21H180V22H182L183 23V21H185V20H180V18L179 19H176ZM194 20V19H193ZM200 20H202V21H200ZM200 20H197V21H199V22H204L203 21V19H201L200 18ZM214 20H216V18H214ZM223 20V19H222ZM234 20V19H233ZM264 20V19H263ZM152 21V20H151ZM169 21V20H168ZM190 21V20H189ZM195 21V20H194ZM210 21V20H209ZM208 20H207V22H209ZM239 21V20H238ZM160 22V21H159ZM174 23H176L175 21H173ZM187 22L188 21H186V24L185 25H187ZM210 22H212V21H210ZM215 22H217V21H215ZM242 22V21H241ZM254 22V21H253ZM166 23V22H165ZM227 23V22H226ZM156 24V23H155ZM154 24V25H155ZM167 24V23H166ZM169 24V23H168ZM171 24H173V23H171ZM177 24V23H176ZM183 26V24L181 25L182 27H186V26ZM199 25V24H198ZM173 26V25H172ZM174 26H179V24H177V25H174ZM225 26V25H224ZM239 26V25H238ZM248 26V25H247ZM167 27V26H166ZM195 27V26H194ZM170 29H171V31H172V29L173 30H175V27H173V28H171V27H169ZM168 28V29H169ZM189 28V27H188ZM219 28V27H218ZM237 28V27H236ZM250 28V27H249ZM22 29V28H21ZM169 29V30H170ZM18 30H20V29H18ZM166 30V29H165ZM168 30V31H169ZM241 30V29H240ZM262 30V29H261ZM153 31V30H152ZM167 31V30H166ZM196 31V30H195ZM223 31V30H222ZM232 31V30H231ZM260 31V30H259ZM263 31V30H262ZM261 31V32H262ZM33 32V31H32ZM146 32V31H145ZM170 32V31H169ZM181 32V31H180ZM188 32H189V30H188ZM197 32V31H196ZM219 32V31H218ZM255 32V31H254ZM27 33V32H26ZM30 33V32H29ZM34 33V32H33ZM173 33H175L174 31H173ZM173 33H171V35L173 34ZM210 33V32H209ZM253 33V32H252ZM19 34V33H18ZM18 34H17V36H18ZM22 34V33H21ZM21 34H19V35H21ZM24 34V33H23ZM146 34V33H145ZM175 34H177V31H176V33ZM218 34V33H217ZM228 34V33H227ZM150 35V34H149ZM186 35V34H185ZM28 36V35H27ZM162 36V35H161ZM168 36V35H167ZM177 36V35H176ZM230 36V35H229ZM236 36V35H235ZM256 36V35H255ZM19 37V36H18ZM25 38V36H22V37H20V38ZM164 37V36H163ZM165 37H166V35H165ZM172 37V36H171ZM171 37H169V38H171ZM178 37V36H177ZM177 37L175 38V36L173 37V39L175 38V40L177 39ZM200 37V36H199ZM198 37V38H199ZM221 37H223V36H221ZM258 37V36H257ZM7 38V37H6ZM16 37L14 36V39H15ZM34 38V37H33ZM32 38V39H33ZM144 38V37H143ZM159 38H161V37H159ZM168 38V40H171V39H169ZM202 38V37H201ZM234 38V37H233ZM244 38V37H243ZM2 39V38H1ZM0 39V41H2V43H3V39L1 40ZM17 39V38H16ZM154 39H155V37H154ZM164 39V38H163ZM163 39H161V40H163ZM224 39V38H223ZM222 39V40H223ZM25 40H26V38H25ZM140 40V39H139ZM217 40V39H216ZM29 41V40H28ZM166 41H167V39H166ZM174 41V40H173ZM172 40H171V43L173 42ZM230 41V40H229ZM236 41H237V39H236ZM242 41V40H241ZM264 41V40H263ZM158 42V41H157ZM162 42H164V43H168V41L167 42H165V41H162ZM161 42V43H162ZM170 42V41H169ZM180 42V41H179ZM253 42V41H252ZM25 42H23V44H24ZM33 43V42H32ZM197 43V42H196ZM237 43V42H236ZM4 44H5V41H4ZM4 44H2V45H4ZM7 44V43H6ZM18 44H19V42H18ZM17 44V45H18ZM23 44H21V45H23ZM35 44V43H34ZM168 44H170V43H168ZM177 44V43H176ZM175 44V45H176ZM217 44V43H216ZM219 44V43H218ZM33 45V44H32ZM40 45H41V43H40ZM45 45V44H44ZM159 45H160V43H159ZM173 46V51H175V50H178V48H179V46ZM182 45V44H181ZM186 45V44H185ZM188 45V44H187ZM240 45V44H239ZM19 46V45H18ZM164 46V45H163ZM183 46V45H182ZM189 46H191V45H189ZM38 47V46H37ZM43 47V46H42ZM165 47V46H164ZM169 47H170V45H169ZM175 47H177V49H174ZM185 46H183V48H182V51H184L183 49H185L184 48ZM194 47V46H193ZM192 47V48H193ZM200 47H201V45H200ZM232 47V46H231ZM235 47V46H234ZM13 48H15V47H13ZM23 48H24V45H23ZM26 48H28V52L30 53V51H29V49H30V47H29V45H28V47H26ZM170 48H172V47H170ZM181 48V47H180ZM179 48V49H180ZM190 47H188V48H186L185 50H186V52H187V54H188V51H187V49H189ZM213 48V47H212ZM264 48V47H263ZM19 50L21 49L20 47L18 48ZM167 49L169 50V48L167 47ZM166 49V50H167ZM15 50H16V48H15ZM34 50H35V48H34ZM34 50H33V52H34ZM209 50V49H208ZM212 50V49H211ZM259 50H261V49H259ZM11 51H14V50H11ZM18 50H16V54H18V57L20 56V55H23L24 53L27 55H29L30 56V54L29 53H27V52H25L24 51V49H23V54H21L22 52L21 51H18ZM37 50H35V52H36ZM195 51V50H194ZM238 51V50H237ZM21 52V53H20ZM181 52V51H180ZM179 52V53H180ZM45 54H46V56H47V58H48V60H50L51 61V63L49 64V65H47V70L48 71H50V68H49V66L51 67L52 65L51 64H54V60L52 61L51 60V58H54L55 56H58V55H60L59 54V49H54V48H51V47H49L48 49H46L45 50V52H44ZM184 53H185V51H184ZM189 53H190V49H189ZM204 53V52H203ZM257 53V52H256ZM11 54H13V52H11ZM24 54V55H25ZM35 54V53H34ZM173 54V53H172ZM175 54V53H174ZM186 54V55H187ZM27 55V56H28ZM170 55V54H169ZM168 55V56H169ZM177 55V54H176ZM185 55V56H186ZM201 55H203V54H201ZM238 55V54H237ZM262 55V54H261ZM13 56V55H12ZM27 57L28 58V60H29V62H30V64H31V61H30V57ZM37 56V55H36ZM35 56V57H36ZM45 56V55H44ZM172 56V55H171ZM204 56V55H203ZM216 56V55H215ZM24 57V56H23ZM23 57H20L21 58V61H22V63H24V61H23ZM42 57V56H41ZM13 58H14V56H13ZM12 58V60H15V59H13ZM26 58V57H25ZM44 58V57H43ZM47 58H45V59H47ZM190 58V57H189ZM227 58V57H226ZM239 58V57H238ZM2 59V58H1ZM17 59V58H16ZM32 59V58H31ZM35 59V58H34ZM192 59H194V58H191V61H190V59L187 61V60H184V59H182V57H181V55L180 56H175L174 57V62H176L177 63V65H179L180 67H182L183 68V70H186V74H187V78H188V89H187V94L185 93H183L182 95L181 94H179V93H177V94H179L180 95V97H179V95H177L178 97H179V101L180 102H178V104L177 105H175L174 107H173V112H172V110L170 111V115H172L171 113H174V116H172V119H173V117L175 118L176 116H177V118H178V120L181 122V126L183 127V128H185L186 130H184V131H186V132H184V133H187L186 134V136L182 133V137H178V138H181V140H182V138H184V140H182V141H180L179 140V143L180 142H182L183 143V141H184V145H185V150L184 151H186V164H187V171L185 172V175H184V173L183 172H181V174H180V176L178 177V179H177V184L178 183H180L179 184V190H174V189H172L171 191H170V193H166V192H159L158 193V196L154 199L153 198V196H151V194H152V192L154 191L153 189L154 188H152V186L154 185H152V183H151V181L154 183V182H157V185H159L158 183L160 182L159 180H157V174L156 175H153L154 173H152L151 172V175H153L154 177V179H155V181H153L154 179L153 178H151L150 176V179H151V181H149L151 184H149L148 185V182H147V184H145L144 185V183H143V186H142V184L140 185V186H142L141 188H143V189H145V187L144 186H149V187H146V190L149 192L150 190H149V188L151 189L152 188V192H149V193H151L150 194V196L152 197H150L151 199H154L152 202V204H142V202L144 203V200L145 199H147V198H145V199H143V198H141L140 199V197H139V195L136 193V191H138V189L137 188H135L136 187V185H137V180L135 179H132V175L134 176V174H129L128 175V173L126 172L125 174H126V176H124V180H122L123 179V176H122V172L124 173L125 171H127V170H125V167H126V165H128V164H130V162L126 159L127 157H125V158H123V159H125V160H123V161H125L124 163H122L123 164V166H122V164H121V162L120 163H118V158H117V163H118V165H121V166H118L117 165V163L115 164V165H117L116 167L117 168H119V169H115L114 168V163L112 164L113 165V168H111V171L113 172V170L112 169H115L114 170V173H112V175L114 174H116V173H118V176H117V179L116 180H119L118 182L120 183V178L119 177H122V179H121V182H122V184H126V181L129 183V181H128V179L131 181V180H133L132 182H135V183H132L131 182V184L133 185H135V187H131V185L130 184H128V185H124L125 187H123V185L122 184H119L116 180V182L115 181H113L114 183H112V184H117L118 186H121L122 185V188L121 187H119V189H117V187L118 186H116L115 187V185H114V187L116 188V190L118 191V192H120V191H122V192H124L125 193V191L127 190V187L126 186H129L128 187V192H130L129 194H130V196L134 193H136L135 195V199H136V201H134L135 199H132L134 202H131V203H129L130 201H129V199H128V197H130L129 195H128V197H127V192H126V195L125 194H118L117 195V197L115 196V197H111L110 195H107V194H111L110 192H111V185L112 184H110V186H109V188H103V186H101L103 183H105V182H103L102 184H100V187L102 188V190H95V191H88V187H87V190L86 191H83V192H79V190H81V189H84V186H83V188H81V184L80 185H77L78 183H83L84 181H86L85 180V177L84 176H82L81 174L79 175V173H84V171L86 172V174H92L91 176H93V177H95V178H103V177H106L107 175H109V173L110 172H107V174H106V169H108V165H106L107 163H103V165H102V167L100 166L98 169H97V167L96 168H94L95 166H93V167H91V166H89V164H92L93 162H89V160H90V157L93 155V156H95L94 158V160H97V158L98 157H100L101 158V160L100 159H98V161H99V165H101L100 163L101 162H103L104 160V157H105V155H102V156H98L97 155V152L98 151H94V149H97L96 147H98L97 145H96V147L94 146V148H92V145L91 144H89L90 146H89V148H90V150H89V152H92V149H93V151L94 152H96V153H93L92 155H90V157H89V159H87V162H89L88 163V165L87 166H89V167H87V166H85L84 164H83V162H80L81 160H83V161H86V158H82L81 160H79V158H77L78 160H79V165L78 166H80L81 167V163L85 166V167H83V169H82V167L80 168L81 170H82V172L80 171V172H78V173H76L75 175L73 174L74 172H76V170L74 169V172L72 173L76 178L77 177H82V178H84V181H82L83 179L81 178V180H80V182H79V178H77V179H75V177H73L75 180H77L78 182L76 183L75 182V180H73L74 181V183H76L75 184V187H74V189H73V185L74 184H72V186H71V184L69 183V181L68 182H66V184L68 185V186H66V185H62V188H60L61 190H63V191H60L59 190V188L57 189V190H59L60 192H61V195L62 196H65L68 192V194H70L71 192L73 193L74 191L73 190H75V189H78L79 188V190H75L76 191V193H77V195L75 194V197L74 196H71V197H69V196H66V197H61V195L60 196H57L56 195V193L59 195L60 194V192L58 193L57 192V190H56V192L53 194V195H56V197H54V201H55V203H51L50 201V204H44V203H36L35 202V204H33V203H28V202H26V203H24L23 201H29L30 202V200H36L37 199V197H39V199H40V195H39V193L37 194V193H33V194H30V192L29 193H21V192H18V193H15V192H13V193H15L14 194V196L12 195V196H8L7 194H4L3 192H2V190L4 189H2V190H0V264H157V260L160 262V264H230L231 262L229 261V258H230V260H231V258L232 257H229L228 259H227V257H226V259H227V261H226V259H225V252H227V251H225V241H227V240H225V236L226 235H228L229 234V236L232 238V236L233 235H235L236 233H238V227H237V219H238V217H239V215L242 213V212H244L245 211V202H244V199L242 198V197H244V196H242V197H240L239 196V192H238V190H240L241 189V184L240 183H242V181H243V183H245L246 181L243 179L240 183H239V178H240V174L238 175H236V171H238L237 170V168L238 167H236V165H238V164H241V161H240V159H239V161H240V163H238V161H237V159H236V157H237V155L236 154H238V153H236L235 151H233L237 146V144L236 145H234V146H236L235 148H234V146L232 145V144H230L228 147L229 148H227L226 150H224L223 149V144L221 143V141H222V139H223V137L222 136H220V134H222L221 133V131L223 130V129H226V128H228V127H230L229 129H231L232 127L231 126H236V125H239V123H241V122H244V123H250V122H253L254 123V121H264V114H263V112H264V106H262V105H264V94H255V95H252V94H250V95H252L254 98L252 99V101L254 102V105H252V107L250 108V106H249V108H248V110H247V108H246V110H245V112L243 113V114H241V112H242V110L244 109V107L243 108H238V109H233L232 107H230V108H228L227 107V105H223V107L222 108H218V109H216V108H214V107H216V105L215 106H213L212 105V107H210L208 104V106L206 105V97H207V93L208 92H211L212 94H213V91H214V89H215V87L217 86V84L215 83V82H211L210 80H208V78H206V77H204V71H203V69H205V67L206 66H202L203 67V69L201 68V63H203L204 62V60L203 59H201V60H203V61H200V62H196V61H194V60H192ZM231 59V58H230ZM3 60V59H2ZM196 60V59H195ZM3 61H5V60H3ZM17 61H19V60H17ZM47 61V60H46ZM224 61H227L228 62V59L227 60H225L224 59ZM233 61V60H232ZM12 62V61H11ZM28 61H26V63H27ZM29 62L27 63V64H29ZM38 62V61H37ZM227 62H225V63H227ZM236 62H237V60H236ZM7 63V62H6ZM14 63V64H13ZM17 63V62H16ZM22 63L20 64V66L22 65ZM35 63V62H34ZM47 63H49V61H47ZM56 63V62H55ZM242 63H244L245 64V62H242ZM256 63H259V62H256ZM9 64V63H8ZM27 64H25V65H27ZM228 64H232V62L230 61V63H228ZM234 64V63H233ZM232 64V65H233ZM237 64V63H236ZM249 64H251L250 62L248 63V65ZM259 64H261V63H259ZM10 65L11 66H13L12 67V69L14 68V67H16V66H18L17 64L15 65V62H12V63H10ZM24 65V64H23ZM32 65V64H31ZM28 66V69H26L27 70V72L28 71H33V69H34V67L33 68H31L32 66ZM46 65H44V66H46ZM235 65V64H234ZM241 65V64H240ZM246 65V64H245ZM255 65V64H254ZM1 66V65H0ZM41 66V65H40ZM208 66V65H207ZM225 66H226V64H225ZM228 66V65H227ZM237 66H239L238 64H237ZM251 66V65H250ZM2 67H3V65H2ZM4 67H6V66H4ZM29 67L31 68V70L29 69ZM54 67V66H53ZM209 67V66H208ZM229 67V66H228ZM234 67V66H233ZM232 67V68H233ZM252 67V66H251ZM254 67V66H253ZM263 67V66H262ZM7 68V67H6ZM17 68H19V67H17ZM17 68H14V69H17ZM23 68V69H22ZM210 68V67H209ZM208 68V69H209ZM225 68L226 67H224V70H225ZM231 68V67H230ZM231 68V69H232ZM240 68V67H239ZM255 68V67H254ZM2 69V68H1ZM9 69V68H8ZM10 69H11V67H10ZM20 69H22L21 71H20ZM24 69V66L22 67L21 66V68H19V71L17 70V72L16 73H18L19 72V74H21L20 72H23V70H25ZM230 69V70H231ZM238 69V68H237ZM229 69L227 68V70L226 71H228ZM233 70V69H232ZM239 70V69H238ZM238 70H236L235 69V71H237V74H238ZM262 70V69H261ZM4 71V70H3ZM14 72H15V70H13ZM167 71V70H166ZM182 71V70H181ZM207 71V70H206ZM222 71V70H221ZM220 71V72H221ZM234 71V70H233ZM33 72H35V69H34V71ZM44 72V71H43ZM216 72V71H215ZM214 72V73H215ZM218 72V71H217ZM229 73H228V75L230 74V73H232V72H230V71H228ZM245 72V71H244ZM248 72V71H247ZM3 73V72H2ZM8 73V72H7ZM24 73H25V71L23 72V75H24ZM168 73H169V71H168ZM224 73H225V71H224ZM235 73V72H234ZM234 73H232V74H234ZM240 73V72H239ZM242 73V72H241ZM264 73V72H263ZM27 74H29V72L28 73H26V75ZM47 74H48V72H47ZM46 74V75H47ZM50 74H52V72H50ZM170 75H171V73H169ZM168 74V75H169ZM185 74V73H184ZM213 74V73H212ZM221 74H222V72H221ZM227 74V73H226ZM246 74V73H245ZM22 75V74H21ZM31 75H32V73H31ZM43 75V74H42ZM169 75V76H170ZM241 75H243V74H241ZM14 76V75H13ZM13 76H11V77H13ZM16 76H18V75H16ZM28 77H30V75H27ZM27 76H23V77H27ZM35 77H33L32 76V78L34 79V78H36V75H34ZM181 76V75H180ZM185 76V75H184ZM214 76V75H213ZM215 76H217V77H219L220 78V76L219 75H215ZM225 77L227 76V75H224ZM223 76V77H224ZM239 74H238V78L237 79H239ZM245 76V75H244ZM257 76V75H256ZM7 77V76H6ZM15 77V76H14ZM42 77V76H41ZM45 77V76H44ZM48 77V76H47ZM217 77H216V79H217ZM233 77V76H232ZM234 77H236V76H234ZM1 78V77H0ZM16 79L17 78H19V79H17L18 81L19 80H26V78H21L20 79V77H15ZM14 78V79H15ZM186 78V77H185ZM221 78H222V76H221ZM227 78V77H226ZM230 78V77H229ZM242 78V77H241ZM258 78H260V77H257V79L256 80H258ZM264 78V77H263ZM8 80H9V78H7ZM28 79H30V78H28ZM42 79V78H41ZM45 79V78H44ZM232 79V78H231ZM13 80V78H11V81ZM37 80V79H36ZM36 80H34L35 82H36ZM173 80H175V78L173 77ZM180 80V79H179ZM178 80V81H179ZM187 80V79H186ZM185 80V81H186ZM215 80V79H214ZM213 80V81H214ZM218 80H220V79H218ZM218 80H217V82H218ZM241 80V79H240ZM261 80V79H260ZM27 81H29V80H27ZM32 81V80H31ZM34 81H32V82H34ZM48 81V80H47ZM183 81V80H182ZM222 81H224V79H222L221 80V82L220 83H222V84H225L226 82H222ZM226 81V80H225ZM233 81V80H232ZM243 81V80H242ZM6 82V81H5ZM13 82V84H14V82H16V81H12ZM34 82V84H38V83H35ZM38 82V81H37ZM228 82V81H227ZM234 82V81H233ZM238 82V81H237ZM254 82H256L255 80H254ZM259 82V81H258ZM27 83H29V82H27ZM42 83V82H41ZM49 83V82H48ZM48 83L46 84V83H43V84H46V85H48ZM178 83V82H177ZM180 83V82H179ZM178 83V84H179ZM182 83V82H181ZM239 83V82H238ZM261 83H263V82H261ZM4 84V83H3ZM16 85H17V82L15 83ZM14 84V85H15ZM24 84H25V82H24ZM24 84H22V88H23V86H24ZM31 84V83H30ZM33 84V83H32ZM151 84V83H150ZM177 84V85H178ZM234 84H236V83H234ZM241 84V83H240ZM245 84V83H244ZM264 84V83H263ZM226 85V84H225ZM227 85H229V84H227ZM248 85V84H247ZM258 85V84H257ZM21 87V85L20 84H18V86H16V87ZM26 86V85H25ZM28 86H31V85H28ZM34 85H32V87H33ZM38 86L39 85H37V87H35L34 86V88H38ZM185 86H186V83H185ZM222 86H224V85H222ZM234 86V85H233ZM259 86V85H258ZM15 87V88H16ZM176 87V86H175ZM174 87V88H175ZM178 88H179V86H177ZM230 87H232V86H230ZM245 88H246V86H244ZM252 87H253V85H252ZM251 87V88H252ZM260 87V86H259ZM27 87H25L24 88V90H25V92H19L18 91V89H17V93L19 94L20 93V95L17 97V98H20V96H21V94L22 93H24V94H26V92L28 93V95H30V93H29V91L28 90H30L31 88H27ZM44 88H46V87H44ZM43 88V89H44ZM173 88V87H172ZM177 88V89H178ZM221 88H224V87H221ZM220 88V89H221ZM226 88V87H225ZM234 88V87H233ZM250 88V87H249ZM255 88H257V87H255ZM14 89V88H13ZM33 89V88H32ZM41 89V88H40ZM229 89V88H228ZM242 89V88H241ZM254 89V88H253ZM16 90V89H15ZM23 90V89H22ZM34 90V89H33ZM33 90H31L32 92H33ZM36 90V89H35ZM181 89H179V92H181L180 91ZM223 90V89H222ZM231 90V89H230ZM250 90V89H249ZM20 91H21V89H20ZM177 91V90H176ZM225 91V90H224ZM233 91H234V89H233ZM250 91H252V90H250ZM264 91V90H263ZM1 92H2V90H0V137L1 136H4V135H6V133H7V135H8V132L3 128V123H5V120H6V117L8 116L9 118V120L11 121V122H14L15 124L14 125H16V123H20L21 122V124L20 125H22L23 127H22V130H21V132L23 131L24 133H21L20 132V134L22 135L20 138L22 139V140H20V141H16V140H19V139H17L18 138V136H20V135H18L17 137L15 136V138L16 139H14L15 140V142H17V144H18V146H16V147H20V149H19V151L17 152V153H15L16 155H17V157L19 158H17L18 159V162L20 161V162H22L23 163V165L22 166H25V167H28V168H30V169H32L31 167H34V166H36V167H38V162H41V163H45V161L44 160H46V163L45 164H47V163H49V161L47 162V159H54V158H56L55 160L56 161H58L57 159H58V154H60L61 155V152L62 151H64V149H70V150H73L72 152H73V154H75L76 156H77V154H76V148L77 149H80V148H78L79 146H82L83 145V147H85V146H87L88 147V144H84V143H81V142H79L80 140L79 139H81L80 137H82L83 139H84V133H82V131L81 132H79V131H74L75 129H68L67 130V127H66V125L64 126V127H62V128H64V129H61L60 127H59V125L61 124H59V119H60V117H63V116H60V117H58V115H54L53 116V118L51 117L52 116V114H54V113H52V114H49V112H45V111H47L48 110V108H49V105H48V108H47V110H46V108L44 109L43 107L45 106V105H43V107H42V102H43V100H41L42 102L40 103L39 101V103H40V106L43 108V110H44V112H42V111H40V110H42L41 108H40V110H39V108H37V109H34L33 110V108H32V106L30 105V101H29V99H32V98H30V97H32V96H28V95H26V96H24V97H26V99H27V96L29 97L27 100L29 101V103H27V104H29L30 106H26L25 104H23V105H25L24 107L25 108H23V106L21 105V103L24 101V99H22L23 101L21 102L20 101V104L18 103H16V102H19V101H13V100H11L10 98H8V97H5V96H3L2 94H1ZM40 91H38L36 94L38 95V93H39ZM220 92H222V91H220ZM227 92V91H226ZM245 92V91H244ZM254 92V91H253ZM35 93V92H34ZM44 93H49V91L47 92L46 90H45V92ZM154 93V92H153ZM182 93V92H181ZM228 93H230V95H231V93H233V92H228ZM33 94V93H32ZM40 94V93H39ZM51 94V93H50ZM50 94H48V96H46V98L47 97H49V95ZM175 94V93H174ZM210 94V93H209ZM211 94V95H212ZM215 94V93H214ZM217 94V93H216ZM222 94V93H221ZM241 94V93H240ZM35 95V94H34ZM171 95V94H170ZM223 95V94H222ZM225 95V94H224ZM224 95H223V97H224ZM235 95V94H234ZM247 95H248V93H247ZM44 96V95H43ZM51 96V95H50ZM245 96V95H244ZM24 97H22V98H24ZM170 97V96H169ZM216 97V96H215ZM218 97V96H217ZM220 97V96H219ZM232 97H233V95H232ZM238 97H239V95H238ZM242 97V96H241ZM14 98V97H13ZM16 98V97H15ZM33 98H35L34 96H33ZM162 98V97H161ZM172 98V97H171ZM174 98V97H173ZM212 98V97H211ZM234 98H235V96H234ZM233 98V99H234ZM246 97H244V99H245ZM48 100H47V104H48V101H49V104L50 103H52V101L51 100H53L52 98H51V100H50V98H47ZM170 99V98H169ZM224 99H226V98H224ZM232 99V98H231ZM236 99V98H235ZM234 99V100H235ZM240 99V98H239ZM239 99H237L238 101H240ZM247 99V98H246ZM15 100V99H14ZM18 100V99H17ZM19 100H21V99H19ZM26 100V101H27ZM34 100V99H33ZM171 100V99H170ZM170 100H167V101H169V103L171 102ZM215 100H216V98H215ZM214 100V101H215ZM219 100V99H218ZM223 99L221 98V101H222ZM227 100V99H226ZM233 100V101H234ZM27 101V102H28ZM36 101V100H35ZM46 101V100H45ZM159 101V100H158ZM217 101V100H216ZM25 102V101H24ZM37 102V101H36ZM36 102H32L31 101V104L33 103H35L36 104ZM54 102V101H53ZM155 102V101H154ZM165 103L164 104H166V99H165V101H164ZM213 102V98H212V101H211V103ZM223 102V101H222ZM227 102H228V100H227ZM235 102V101H234ZM26 103V102H25ZM44 103V102H43ZM175 103V102H174ZM181 103H184V108H182V105H181ZM238 103V102H237ZM240 103V102H239ZM239 103H238V105H239ZM245 103H247V102H245ZM251 103V102H250ZM32 104V105H33ZM38 104V103H37ZM44 104H46V103H44ZM53 104V103H52ZM163 104V106L164 107H166V105H164ZM171 104V103H170ZM213 104V103H212ZM214 104H216V102H214ZM218 104L219 105H222V104H220L219 102H218ZM249 104V103H248ZM15 105H18V108H16L15 107ZM39 105V104H38ZM172 105H173V103H172ZM237 105V104H236ZM246 104H244V106H245ZM3 106V107H2ZM19 106H22V108H19ZM37 106V105H36ZM218 106V105H217ZM30 107V108H29ZM34 107V106H33ZM54 107V106H53ZM57 107V106H56ZM219 107V106H218ZM221 107V106H220ZM240 107V106H239ZM3 108V109H2ZM36 108V107H35ZM163 108V107H162ZM161 108V109H162ZM168 108V107H167ZM52 108H49V110H51ZM130 109V108H129ZM164 109V108H163ZM163 109H162V112H164L163 111ZM3 110L5 111V113L7 112L8 114H7V116L5 117V113L3 112ZM158 110H160V109H158ZM170 110V109H169ZM58 111V110H57ZM60 111V110H59ZM58 111V112H59ZM149 111V110H148ZM161 111V110H160ZM58 112H56V114H58ZM49 114V115H48ZM60 114H62V113H59V115ZM146 114V113H145ZM153 114V113H152ZM162 114H164V113H162ZM135 115V114H134ZM147 115V114H146ZM145 115V116H146ZM159 115V114H158ZM150 117H151V114L149 115ZM154 116V115H153ZM166 116V115H165ZM163 117V116H162ZM161 117V118H162ZM67 118V117H66ZM149 118V117H148ZM151 118H154V117H151ZM159 118V117H158ZM63 119H65L64 117H63ZM167 119V118H166ZM176 119V118H175ZM66 120H68V119H66ZM153 120H155V119H153ZM162 120V119H161ZM160 120V121H161ZM60 121H62L61 119H60ZM71 122V120H68V121H66V124L68 123V122ZM138 121V120H137ZM136 121V122H137ZM142 121V120H141ZM149 121V120H148ZM152 121V120H151ZM163 121H165V120H163ZM171 121V120H170ZM9 122V121H8ZM147 122V121H146ZM159 122V121H158ZM116 123V122H115ZM120 123V122H119ZM138 123V122H137ZM151 123V122H150ZM164 123V122H163ZM179 123V122H178ZM9 124H11V123H9ZM73 124V123H72ZM72 124L70 125L71 127L70 128H72L73 126H72ZM118 124V123H117ZM143 124H144V122H143ZM162 124V123H161ZM165 124H166V122H165ZM8 125V124H7ZM68 125V124H67ZM119 125V124H118ZM122 125V124H121ZM120 125V126H121ZM131 124H129V126H130ZM136 125V124H135ZM149 125V124H148ZM155 125V124H154ZM167 125H168V123H167ZM179 125H180V123H179ZM245 125H247V124H245ZM260 125V124H259ZM6 126V125H5ZM4 126V127H5ZM10 126V125H9ZM61 126V125H60ZM110 126V125H109ZM126 126V125H125ZM142 125H140V127H141ZM153 126V125H152ZM163 126V125H162ZM165 126V125H164ZM168 126H172V125H168ZM181 126H179L178 128H180ZM248 126V125H247ZM254 126V125H253ZM12 127V129L14 128L13 126H11ZM10 127V128H11ZM66 127V128H65ZM123 127V126H122ZM132 127H133V122H132ZM132 127H129L130 128V131H131V134L133 133V131L131 130V128ZM137 127H138V125H137ZM139 127V128H140ZM143 127H146V124H144L140 129H139V131L141 130V129H143ZM155 127V126H154ZM153 127V128H154ZM167 127V126H166ZM259 127V126H258ZM9 128V127H8ZM19 128H20V126H19ZM69 128V127H68ZM78 128H80V127H78ZM92 128H95V127H92ZM119 128V127H118ZM163 128H165V127H163ZM162 128V129H163ZM171 128V127H170ZM236 129H237V127H235ZM244 128V127H243ZM245 128L247 129V127L245 126ZM251 128H252V125H251ZM261 128V127H260ZM66 129V131H64ZM81 129V128H80ZM108 129H109V127H108ZM110 129H111V127H110ZM115 130L117 129V126H115V128H114ZM114 129H112V130H114ZM123 129H125V128H122V130H118V131H120V134H121V131H123ZM127 129V128H126ZM126 129H125V132L127 133V131L129 130V129H127V131H126ZM151 129V128H150ZM155 129V128H154ZM165 129H167V128H165ZM233 129V128H232ZM255 129V128H254ZM259 129V128H258ZM77 130V129H76ZM87 130V129H86ZM93 130V129H92ZM91 130V131H92ZM133 130H136V128H134ZM159 130V129H158ZM168 130V129H167ZM256 130V129H255ZM263 130H264V126H263ZM107 131H110V130H107ZM117 131V130H116ZM143 131V130H142ZM151 131V130H150ZM153 131V130H152ZM155 131V130H154ZM162 131H164V130H162ZM161 131V132H162ZM166 131V130H165ZM179 132L178 133H180V131L181 130H178ZM230 131H232V130H229V133H230ZM252 131H253V129H252ZM95 132V131H94ZM102 132V130L100 131V133ZM129 132V131H128ZM135 132V131H134ZM141 132V131H140ZM146 132V131H145ZM158 132V131H157ZM160 132V131H159ZM234 132V131H233ZM232 132V133H233ZM13 133V132H12ZM85 133H87L88 134V132H86L85 131ZM100 133H98L99 135H100ZM102 133H104V134H107V133H105V132H102ZM115 133V132H114ZM122 133H124V132H122ZM138 133V132H137ZM148 133V132H147ZM146 133V134H147ZM152 133V132H151ZM154 133V132H153ZM152 133V134H153ZM166 133V132H165ZM168 133L169 132H167V136H168ZM174 133V132H173ZM224 133H225V131H224ZM231 133V134H232ZM17 134H19L18 132H16V134L15 135H17ZM92 134V133H91ZM119 134V135H120ZM125 134V133H124ZM228 134V133H227ZM226 134V135H227ZM231 134H230V136H231ZM237 134V133H236ZM258 134H259V132H258ZM262 134H263V132H262ZM11 135V133L9 134V136ZM98 135V137H100ZM110 135V136H109ZM109 139L110 140H107V142H105V146H109L108 148H111L112 149V147L114 146V144L113 143H110L111 142V140H112V138H114V137H112L111 138V134L109 133ZM117 136V135H113V136H117L116 138H117V140H120L121 138H120V136ZM126 135V134H125ZM141 136H145V135H142V134H140ZM140 135H137V136H140ZM165 135V134H164ZM170 135V134H169ZM229 135V134H228ZM227 135V136H228ZM239 135V134H238ZM236 136V137H239V136ZM243 135V134H242ZM257 135V134H256ZM261 135V134H260ZM264 135V134H263ZM86 136H88V135H86ZM94 136V135H93ZM93 136H91L90 135V140H92V139H94V138H92ZM95 136H97L96 134H95ZM94 136V137H95ZM102 136H104V135H101V139H102ZM106 137L105 138H107V135H105ZM154 136V135H153ZM152 136V137H153ZM186 138H185V137ZM227 136H225V138L227 137ZM250 136V135H249ZM10 137H12V138H14V133H13V136H10ZM64 137H67V139L69 138V140L67 141V143L66 144H64L65 143V139H64ZM155 137V136H154ZM153 137V138H154ZM165 137V136H164ZM220 137H222V138H220ZM240 137H242L241 135H240ZM4 138V137H3ZM2 138V139H3ZM88 138V137H87ZM92 138V139H91ZM116 138L115 139H113L112 141L114 142V140H116ZM120 138V139H119ZM125 138H126V136H125ZM128 138H130V137H128ZM128 138H126V144H128L129 145V141L131 140V138H130V140L128 141ZM144 139L146 138V137H143ZM147 138H150L149 137V135L147 136ZM177 138V139H178ZM224 138V143H225V140H227V139H225ZM229 138H231V137H229ZM228 138V139H229ZM233 138V137H232ZM258 138V137H257ZM1 139V138H0ZM9 139V138H8ZM8 139H7V136H6V140L8 141ZM72 139H77L75 142H77V143H73V141L74 140H72ZM124 139V137H123V135H122V140ZM168 139V138H167ZM235 139V138H234ZM233 139V140H234ZM250 139L251 138H249V141H250ZM256 139V138H255ZM259 139V138H258ZM5 140V141H6ZM84 140H86V139H84ZM98 139L96 138V140L94 139V140H92L91 142H92V144L96 141L97 143H98V145H100V143H101V141H100V143L97 141ZM125 140V139H124ZM123 140V142L121 143V145H125L124 143H125V141ZM148 140H152V138H150V139H148ZM235 140H237V143H238V141H239V139L237 138V139H235ZM234 140V141H235ZM242 140H244L245 141V139H243V137H242ZM247 140H248V138H247ZM13 141V140H12ZM82 141V140H81ZM87 141V140H86ZM88 141H89V138H88ZM108 141H110V142H108ZM152 141H154V139L152 140ZM172 141V140H171ZM178 141V140H177ZM229 141V140H228ZM232 141V140H231ZM251 141H252V139H251ZM259 141V140H258ZM257 141V142H258ZM4 142V141H3ZM10 142V140L8 141V144H11V143H9ZM14 142V141H13ZM12 142V143H13ZM96 142H95V144H96ZM102 142H103V140H102ZM121 142V140L119 141V143ZM128 142V143H127ZM133 142H135V141H133ZM146 142H147V140H146ZM145 142V143H146ZM149 142V141H148ZM158 142L160 143V141L158 140ZM223 142V141H222ZM6 143V142H5ZM178 143V142H177ZM178 143V144H179ZM236 143V142H235ZM240 143V142H239ZM243 143V142H242ZM250 143V142H249ZM260 143H262L261 142V140H260ZM3 144V143H2ZM74 144V145H73ZM133 144V143H132ZM135 144V143H134ZM148 144V143H147ZM158 144V143H157ZM156 144V145H157ZM176 144V143H175ZM4 145V144H3ZM76 145V146H75ZM85 145V146H84ZM94 145V144H93ZM155 145V146H156ZM159 145V144H158ZM244 145H245V143H244ZM251 145V144H250ZM249 145V146H250ZM0 146H2L1 145V143H0ZM5 146V145H4ZM4 146H3V149H4ZM15 146V145H14ZM103 145H101V147H102ZM137 146V145H136ZM145 146V145H144ZM150 146V145H149ZM153 146V145H152ZM174 146V145H173ZM240 146V145H239ZM248 146V147H249ZM259 146V145H258ZM64 147V148H63ZM100 147V146H99ZM98 147V148H99ZM100 147V148H101ZM151 147V146H150ZM150 147L148 148V149H150ZM182 147V146H181ZM181 147H179V148H181ZM231 147H233V148H231ZM246 147V146H245ZM245 147H244V150H246L247 151V149H245ZM257 147V146H256ZM263 147V146H262ZM5 148H6V146H5ZM104 147H102L101 148V150L103 149ZM108 148L106 147V149H104V151L105 152H109V150H108ZM115 147H113V151L114 150H116V149H114ZM116 148H117V150H116V152L118 151V153H119V151L121 152L122 150V148L120 149V147H117L116 146ZM126 148V147H125ZM156 148V147H155ZM240 148V147H239ZM238 148V150H240ZM242 148H243V146L241 147V150H242ZM252 148H254L253 146H252ZM259 148V149H258ZM264 148V147H263ZM1 149V148H0ZM10 149V148H9ZM8 148H7V150H9ZM12 149H13V147H12ZM11 149V150H12ZM82 149V148H81ZM136 149H137V147H136ZM135 149V150H136ZM140 149V148H139ZM143 149V148H142ZM173 149V148H172ZM175 149H176V147H175ZM84 150H86V149H84ZM126 150V149H125ZM141 150V149H140ZM155 150V149H154ZM157 150V149H156ZM237 150V152H241V151H238ZM244 150H243V152H244ZM256 150H260V147H257V149H254V151H256ZM17 151V148L15 149V152ZM79 151V150H78ZM149 151V150H148ZM176 151V150H175ZM248 151H250L249 153H251V148H250V150H248ZM1 152V151H0ZM14 152V151H13ZM67 152V151H66ZM69 152V151H68ZM80 153L82 152V151H79ZM88 152V151H87ZM104 152V153H105ZM123 152V151H122ZM121 152V153H122ZM136 152H140L139 150L137 151L136 150ZM142 152V151H141ZM145 152V151H144ZM172 152H174V151H172ZM243 152H241V153H243ZM261 152V151H260ZM78 153V152H77ZM83 153V152H82ZM99 153V152H98ZM149 153H152V151L151 152H149ZM183 153V152H182ZM240 153V154H241ZM246 153H248V152H246ZM249 153H248V156H250L249 155ZM13 154L14 153H12V156H13ZM64 154V152L62 153V155ZM71 156H73L72 154H71V152L69 153ZM95 154V155H94ZM100 154H103L102 152L100 153ZM99 154V155H100ZM147 154V153H146ZM172 154V153H171ZM175 154V153H174ZM256 154H258V153H256ZM264 154V153H263ZM262 154V155H263ZM10 155V154H9ZM67 155V154H66ZM69 155V156H70ZM97 155V156H96ZM112 155H114V154H112ZM112 155L110 154V156L112 157ZM130 156H131V154H129ZM133 155V154H132ZM141 155H143V154H141ZM145 155V154H144ZM147 155H149V154H147ZM147 155H145V156H147ZM153 155V154H152ZM243 155V154H242ZM247 154H245V156H246ZM255 155V154H254ZM254 155H251V156H254ZM5 156V155H4ZM11 156V157H12ZM57 156V157H56ZM64 156V155H63ZM68 156V155H67ZM81 155H79V157H80ZM85 156V155H84ZM93 156H92V158H93ZM109 156V155H108ZM134 156H135V154H134ZM183 156H184V154H183ZM183 156H182V159H183ZM250 156V157H251ZM257 155H255V157H256ZM259 156V155H258ZM261 156V155H260ZM14 157V156H13ZM65 157V156H64ZM82 157V156H81ZM80 157V158H81ZM109 158V159H106V160H110L111 159V161H112V158ZM119 157V156H118ZM133 157V156H132ZM136 157H138V156H136ZM139 157H141L140 155H139ZM159 158H160V160H162L161 159V157L160 156H158ZM173 157V156H172ZM238 157H240L239 156V154H238ZM244 157V156H243ZM253 157L252 159H255V161L258 159V157ZM264 157V156H263ZM7 158V157H6ZM6 158H5V160H6ZM38 158H40V159H42V160H39ZM69 158V157H68ZM67 158V159H68ZM73 158V157H72ZM91 158V160H93ZM103 158V159H102ZM115 158L116 157H113V161H115ZM147 158V157H146ZM151 158V157H150ZM153 159H155V160H157L156 158H157V156L154 158V156L152 157ZM171 158V157H170ZM246 158V157H245ZM1 159V158H0ZM4 159V158H3ZM2 159V160H3ZM8 159V158H7ZM16 159V160H17ZM44 159V160H43ZM76 158L75 159H73L72 161H77L78 162V160H77ZM242 159V158H241ZM247 159V158H246ZM251 158H250V160H252ZM263 159V158H262ZM11 160V159H10ZM66 160V159H65ZM65 160H63L64 161V164H65ZM70 160L71 159H69V161H67V162H70ZM143 159H141V161H142ZM159 160V159H158ZM171 160V159H170ZM249 160V162H251ZM52 161V160H51ZM54 161V160H53ZM52 161V166L54 165V163L56 162V161H54L53 162ZM97 161V162H98ZM110 161V162H111ZM120 161V160H119ZM127 161H128V163H127ZM134 161V160H133ZM152 161V160H151ZM178 161H179V159H178ZM263 161V160H262ZM13 162V161H12ZM19 162V163H20ZM95 162V161H94ZM109 162V163H110ZM144 162L146 163V164H148L149 165V163L150 164H152L153 163V167L156 165V163H154V161L151 163L150 161H149V159L147 160V162L144 160ZM157 162V161H156ZM167 162V161H166ZM177 162V161H176ZM243 163H244V159H243V161H242ZM259 162H261V161H259ZM258 162V163H259ZM13 163H15V161L13 162ZM59 163H60V161H59ZM63 163V162H62ZM74 163V162H73ZM131 163H134V162H132L131 161ZM171 163V162H170ZM242 163V164H243ZM252 163V162H251ZM16 164H18V163H16ZM70 164H72V162L70 163ZM78 164V163H77ZM145 164V166H148V165H146ZM181 164H183L182 162H181ZM185 164V165H186ZM257 164V163H256ZM256 164L254 163V165H253V167L254 166H256ZM260 164V163H259ZM261 164H263V162L261 163ZM6 165V164H5ZM19 165V164H18ZM50 165V164H49ZM48 165V166H49ZM60 165H61V163H60ZM76 165V164H75ZM93 165V164H92ZM104 165H106L107 166V168H106V166H104ZM160 165V164H159ZM176 165V164H175ZM245 165V164H244ZM258 165V164H257ZM48 166H45L46 168V171L50 168V166L48 167ZM51 166V167H52ZM55 166V167H54ZM52 168H51V170L53 169V168H55V171L54 172H56L57 174L59 173L57 170H60V173L62 172V168L60 169V168H58L57 170H56V167H57V165H54ZM58 166H59V164H58ZM62 166V165H61ZM105 168H104V167ZM130 165H128V167H129ZM144 166V164H142V170L143 169H148V167H143ZM152 166V165H151ZM172 166L173 165H171V168H172ZM239 166H241V165H239ZM14 167H16V165L14 166ZM36 167H35V170H34V172H40V168H42L43 167V165L42 164H40V168H38L39 170L38 171H36L37 169H36ZM66 167H68V165L66 166ZM121 167V168H120ZM124 168V170H122L123 168ZM71 169H72V167H70ZM77 169H78V167H76ZM131 168V167H130ZM156 166H155V171L156 172H158L157 170H159V166H158V168H157V170H156ZM179 168V167H178ZM186 168V167H185ZM184 168V169H185ZM241 168V167H240ZM250 168V167H249ZM262 168V167H261ZM19 169V168H18ZM43 169V168H42ZM41 169V170H42ZM64 169L66 170L67 168H65L64 167ZM63 169V172L62 173H64L65 172V170ZM70 169V170H71ZM79 169V170H80ZM127 169V168H126ZM135 168H133V169H131V171L132 170H134ZM150 170H151V168H149ZM148 169V170H149ZM181 169V168H180ZM243 169V168H242ZM245 169H246V167H245ZM255 169H256V167H255ZM258 169V168H257ZM50 170V169H49ZM84 170V171H83ZM120 170V171H119ZM122 170V171H121ZM128 172L129 173H134V172H130V169L128 168ZM136 170V169H135ZM149 170V171H150ZM153 170V169H152ZM182 170V169H181ZM226 170H229V172H231V174L229 173L228 175H233L232 176V178H229V179H225V178H227L226 177V174H225V171ZM241 170V169H240ZM15 171V170H14ZM24 171H25V169H24ZM32 171V170H31ZM43 171H45L44 169H43ZM45 171V172H46ZM67 171H69V170H67ZM78 171V170H77ZM109 171H110V169H109ZM115 171H117V172H115ZM121 172L120 174H119V172ZM144 171V170H143ZM154 171V172H155ZM241 171H243V170H241ZM241 171H239V172H241ZM20 172V171H19ZM18 172V173H19ZM22 172V171H21ZM27 172H28V170H27ZM27 172L25 173V174H27ZM33 172V171H32ZM53 172V171H52ZM51 172V173H52ZM140 172H142V171H140ZM236 172V173H235ZM238 172V173H239ZM245 172V171H244ZM252 172V171H251ZM255 172H257V171H255ZM23 173V174H24ZM29 173V172H28ZM47 173V172H46ZM50 173V174H51ZM61 173V174H62ZM233 173V174H232ZM22 174V173H21ZM32 174V173H31ZM39 174V173H38ZM54 174V173H53ZM65 174V173H64ZM63 174V175H64ZM69 174V173H68ZM78 174V175H77ZM143 174V173H142ZM150 174V173H149ZM243 174V173H242ZM257 174V173H256ZM28 175H30V174H28ZM27 175V176H28ZM40 175H41V173H40ZM40 175H38V177L40 176ZM45 175V174H44ZM48 175V174H47ZM47 175H45V177L47 176ZM72 175V176H73ZM84 175H85V173H84ZM110 175H111V173H110ZM117 175V174H116ZM227 175V176H228ZM235 175H236V177L238 176L239 178L237 179V178H235ZM245 175V174H244ZM258 175V174H257ZM0 176H1V174H0ZM14 176H15V174H14ZM27 176H25V177H27ZM53 177H54V175H52ZM56 177H57V175H55ZM66 176V174L64 175V178H63V180L65 181V180H68L67 179V176ZM69 176V175H68ZM72 176H71V179L70 180H72L73 178H72ZM86 176V175H85ZM127 176H130V177H128L127 178V180H126V177ZM140 176L142 177L143 175H141V173H140ZM155 176L157 177V178H155ZM264 176V175H263ZM2 177V176H1ZM5 177V176H4ZM33 177V176H32ZM36 177V176H35ZM35 177H34V179H35ZM38 177H37V179H38ZM52 177V178H53ZM56 177H55V179H56ZM60 178H61V175L59 176ZM59 177H57V179L59 178ZM63 177V176H62ZM89 177V176H88ZM88 177H86V178H88ZM144 177V176H143ZM141 178V179H143L144 180V178ZM228 177H230V176H228ZM241 177H242V175H241ZM250 177H251V175H250ZM21 178H23L24 179V177L22 176ZM20 178V179H21ZM42 178V177H41ZM41 178H39V180L41 179ZM48 179H49V175H48V177H47ZM66 178V179H65ZM68 178H70V177H68ZM147 179H148V177H146ZM243 178V177H242ZM241 178V179H242ZM244 178H247V179H249L247 176H245ZM257 178V179H256ZM256 180H257V182L260 180H258V178H260V176L259 177H257L256 176ZM20 179H19V181H20ZM22 179V180H23ZM28 179V178H27ZM44 179V180H43ZM48 179H46L45 180V178H42V180H43V183H42V180H40L39 182H41V184H43L44 185V183L46 184V182H47V180ZM62 179V178H61ZM105 179V178H104ZM255 179H253V176H252V179L250 180V185H251V181L253 180H255ZM5 180V179H4ZM30 179H28V181H29ZM50 180H52V182H56L55 180L53 181V179H50ZM63 180H60L59 179V181H60V183H61V181H63ZM101 180V179H100ZM157 180V181H156ZM164 180V179H163ZM171 180V179H170ZM8 181V180H7ZM18 181V182H19ZM34 181V180H33ZM35 181H36V179H35ZM44 181H46V182H44ZM108 181V180H107ZM109 181H110V179H109ZM147 181V180H146ZM249 181V180H248ZM4 182V181H3ZM5 182H6V180H5ZM10 182V181H9ZM49 182V181H48ZM90 182V181H89ZM101 182V181H100ZM110 182H112V181H110ZM123 182H125V183H123ZM139 182V181H138ZM142 182H144V181H142ZM164 182V181H163ZM256 182V183H257ZM261 182H263L262 180L260 181V184H262ZM8 183V182H7ZM11 183H13V182H11ZM31 183V182H30ZM36 183L38 184V181H36ZM59 183V182H58ZM58 183H56V184H58ZM72 183V182H71ZM91 184H92V182H90ZM146 183V182H145ZM243 183H242V186H244L243 185ZM253 183V182H252ZM255 183V184H256ZM23 184V183H22ZM41 184H39L40 186H42V189H43V185H41ZM52 184V183H51ZM54 185H56L55 183H53ZM70 184V185H69ZM106 184H107V182L105 183V186H106ZM161 184V183H160ZM163 184V183H162ZM246 184H247V182H246ZM8 185V184H7ZM12 185H14V184H12ZM12 185H8L7 187H9V186H12ZM15 185H16V183H15ZM21 185V184H20ZM19 185V186H20ZM50 185V184H49ZM93 185H94V183H93ZM156 185V184H155ZM263 185V184H262ZM16 186H18V185H16ZM48 186V185H47ZM46 186V187H47ZM57 186V185H56ZM65 188H64V187ZM71 186V187H70ZM113 186V185H112ZM137 186H139V185H137ZM180 186H182L184 189H181L180 188ZM255 186V185H254ZM254 186L252 187V185H251V187L252 188H254ZM15 187V186H14ZM30 187V186H29ZM28 187V188H29ZM32 187V186H31ZM51 188H52V186H50ZM49 186H48V190H50L49 188H50ZM54 187V186H53ZM68 187H70V191H68L69 190V188ZM77 187V188H76ZM155 188H157L156 186H154ZM177 187V188H178ZM247 186H245V188H246ZM258 186H256V188H257ZM261 186H259V188H260ZM264 187V186H263ZM13 188V187H12ZM12 188H11V190H12ZM24 188V187H23ZM28 188H24V191H25V189H28ZM41 188V187H40ZM45 188V187H44ZM66 188H68L67 189V193L65 192V189ZM123 188H125V189H123ZM131 188V189H130ZM139 188V187H138ZM140 188V189H141ZM161 188V187H160ZM165 188V187H164ZM176 188V189H177ZM256 188H254L255 190H256V192H259ZM6 189V188H5ZM13 189H15V188H13ZM17 189V188H16ZM22 189V188H21ZM38 189V188H37ZM89 189H90V187H89ZM105 189H107V191L109 192V193H107L106 191H105ZM122 189V190H121ZM132 189H133V191H132ZM134 189H136V191L134 190ZM162 189V188H161ZM249 189H251V188H249ZM248 189V190H249ZM10 190V191H11ZM36 190V189H35ZM54 190V189H53ZM53 190H50V191H53ZM72 190V191H71ZM104 190V191H103ZM261 190V189H260ZM4 191V190H3ZM8 191V190H7ZM6 190L4 191V192H7ZM13 191H16V190H13ZM41 192V190L40 189H38L37 190V192ZM50 191H48V193L50 192ZM55 191V190H54ZM139 191H141V190H139ZM168 191V190H167ZM245 191V190H244ZM262 191H263V189H262ZM28 192V191H27ZM32 192H33V189H32ZM62 192H63V194H65V195H63L62 194ZM65 192V193H64ZM79 192V193H78ZM133 192V193H132ZM261 192V191H260ZM45 193H46V191H45ZM52 193V192H51ZM112 193H114V191L112 190ZM144 193H145V190H144ZM183 193V194H182ZM242 193H244V192H242ZM248 193H249V191H248ZM252 195H253V192H250ZM254 193H255V191H254ZM16 194H18V195H16ZM67 194V195H68ZM134 194H133V196H131V198L132 197H134ZM140 194V193H139ZM245 194H247V191H246V193ZM257 194V193H256ZM256 194H254V195H256ZM11 195V194H10ZM36 195H39V196H36ZM73 195V194H72ZM120 195H124V196H126V198L127 199H125V197L124 198H122ZM145 195H146V193H145ZM144 194L143 195H140L141 197L143 196H145ZM153 195V194H152ZM241 195V194H240ZM244 195V194H243ZM250 195V194H249ZM259 195H260V193H259ZM259 195H257V197H262V196H259ZM42 196H43V192H42ZM50 196V195H49ZM118 196H120V197H118ZM45 197V196H44ZM51 197H53V196H51ZM252 196H250V198H251ZM254 197V196H253ZM46 198V197H45ZM49 198V197H48ZM137 198H139L140 199V204H136V202H138L137 201ZM249 198V197H248ZM263 198H264V196H263ZM143 199V200H142ZM50 200H51V198H50ZM131 200V201H132ZM142 200V201H141ZM257 200V199H256ZM264 200V199H263ZM262 200V201H263ZM48 201V200H47ZM53 201V200H52ZM146 201V200H145ZM20 202H22V203H20ZM39 202H41V200L39 201ZM43 202V201H42ZM250 202V205H251V202H252V200L251 201H249ZM46 203V202H45ZM145 203H148V202H145ZM256 203H259L258 201H256ZM247 204V203H246ZM262 204H264L263 202H262ZM249 205V204H248ZM248 205H246V206H248ZM256 205V204H255ZM250 208L249 209H251V207H253V205L252 206H249ZM248 208V207H247ZM254 209H256V207L254 208ZM252 210V209H251ZM257 210V209H256ZM250 211V210H249ZM254 211V210H253ZM247 212H248V210H247ZM249 213V212H248ZM248 213H245V216L247 215V216H249L248 215ZM256 213H259V211H256ZM250 223L252 224V220L253 219H256L257 217H264L262 214L260 215V213H259V215H255V214H252V212H250ZM246 218H248V217H246ZM259 219V218H258ZM264 219V218H263ZM262 219V220H263ZM243 221H245V219L244 220H242V222ZM256 221V220H255ZM239 222V221H238ZM259 222V221H258ZM261 222V221H260ZM264 222V221H263ZM241 223V222H240ZM244 223V222H243ZM247 222H245V224H246ZM249 223V224H250ZM239 224V223H238ZM242 224V223H241ZM241 224H239V226H241ZM258 224V223H257ZM260 225L262 224V223H259ZM252 225H254V224H252ZM243 227H245V225L243 224L242 225ZM251 226V225H250ZM250 226H248V227H250ZM259 226V225H258ZM242 227V228H243ZM257 226H255V227H253V228H256ZM263 228H264V226H262ZM246 228V227H245ZM251 228H252V226H251ZM241 229V228H240ZM242 230V229H241ZM251 230V232H249L250 233V235H248V237H251L252 238V241L253 240H256V238H255V234H256V232L258 231H254V229H250ZM256 230V229H255ZM262 230V229H261ZM260 230V231H261ZM260 231H258V232H260ZM243 232H245V231H243ZM264 232V231H263ZM262 232V233H263ZM241 233V232H240ZM246 233V232H245ZM243 235H245L244 233H242ZM258 234V233H257ZM261 234V233H260ZM237 235V234H236ZM262 235V234H261ZM257 236V235H256ZM260 236V235H259ZM229 237V238H230ZM242 237V236H241ZM240 237V238H241ZM258 237V236H257ZM261 237V236H260ZM259 237V238H260ZM250 238V239H251ZM262 239H261V241L263 240V237H261ZM234 239H235V237H234ZM243 239V238H242ZM244 239H245V237H244ZM247 239V238H246ZM230 240V239H229ZM236 240V246L238 245L237 244V238L235 239ZM259 240V239H258ZM232 241V240H231ZM240 241V240H239ZM242 242V241H241ZM241 242H239L240 243V245L239 246H241ZM247 242V241H246ZM254 242V241H253ZM257 242V241H256ZM229 243V242H228ZM244 243V242H243ZM248 243H250V242H248ZM248 243H245V244H247V245H249ZM262 243V242H261ZM232 244V243H231ZM244 244V245H245ZM255 244H257V245H259L260 244V242L258 241V243H255ZM233 245V244H232ZM247 245L245 246V248L247 247ZM251 245H252V243H251ZM227 246H228V244H227ZM238 246V247H239ZM252 246H254V244L252 245ZM262 247H264V245L262 246ZM226 248H228V247H226ZM229 248H231V249H233L232 248V246L231 247H229ZM228 248V249H229ZM240 248V247H239ZM231 249H230V251H231ZM244 249V248H243ZM257 249V248H256ZM258 249H259V247H258ZM227 250V249H226ZM236 250H238V248L236 249ZM241 250V249H240ZM245 250V249H244ZM251 251H252V249H250ZM255 250V249H254ZM261 249H259V251H260ZM263 250V249H262ZM247 251V250H246ZM258 251V252H259ZM237 252V251H236ZM239 252V251H238ZM237 252V253H238ZM241 252V251H240ZM232 253H233V250H232ZM232 253H231V255H230V253L228 254V252H227V256L229 255V256H232ZM249 253H251V252H249ZM257 254V252H255L254 251V253L253 254H251V255H254V254ZM234 254V253H233ZM243 254H244V251H243ZM246 254V253H245ZM260 254H262V253H260ZM238 255V254H237ZM250 255V256H251ZM238 256H240V255H238ZM238 256H236V257H238ZM242 256V255H241ZM249 256V259L251 258ZM262 256V255H261ZM260 256V257H261ZM235 257V256H234ZM262 257H264V256H262ZM240 258V260H241V257H239ZM246 258V257H245ZM244 258V259H245ZM254 259L256 260V257H254ZM257 259H259V256H258V258ZM261 259V258H260ZM259 259V260H260ZM254 260V261H255ZM258 260V261H259ZM254 261H253V263H254ZM233 262H235V261H233ZM233 262H232V264H233ZM236 262H237V260H236ZM250 262H252L251 260H250ZM257 262V261H256ZM253 263H251V264H253ZM259 263V262H258ZM248 264H250L249 262H248ZM255 264V263H254Z\"/></svg>", "mask_w": 264, "mask_h": 264}, {"label": "crops", "instance_id": "0c3cea01", "mask_svg": "<svg viewBox=\"0 0 264 264\" xmlns=\"http://www.w3.org/2000/svg\"><path fill=\"white\" fill-rule=\"evenodd\" d=\"M129 68L111 47L86 43L64 53L51 76L52 96L73 121L97 126L117 118L124 110Z\"/></svg>", "mask_w": 264, "mask_h": 264}]
</instances>
